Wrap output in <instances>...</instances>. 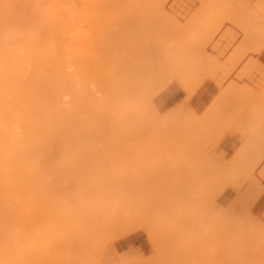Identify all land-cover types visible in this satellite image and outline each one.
<instances>
[{
  "label": "bare ground",
  "instance_id": "1",
  "mask_svg": "<svg viewBox=\"0 0 264 264\" xmlns=\"http://www.w3.org/2000/svg\"><path fill=\"white\" fill-rule=\"evenodd\" d=\"M212 2H214V4H215V2H216V4H218V5L215 4V6H217V7H215V10L214 9L212 10V7L214 6V4H212ZM219 3L221 4V7L223 5H225V6H223L224 8L223 7L221 8L219 6ZM237 3H239L240 5H242V4L247 5L248 7L251 6L250 8H255V9L259 7V5H258L259 3L260 4L262 3L264 6V0H0V264H153V261L158 263L157 259H160V257H161V259L159 261L160 262L159 264H161V263L164 264L163 263L164 258L166 261L167 258L170 256V254H171L172 259L174 258L172 256H176L174 254L172 255V252H173V249L175 250L177 247L179 249L178 253L180 252V254H178L177 252L176 253L178 254V256H180V258H182V259H179V261H180L179 263H181L182 260L185 262L184 259L187 258V256L190 254L192 256L190 255L188 257L189 258L192 257V259H193V256L196 255L197 253L199 255L198 250L200 251L201 249H198L199 248L198 245L193 244V243H195V241H193V238L195 237V235L197 237L198 232L196 233V231H199V233L202 234L201 230L203 228H204L203 230L204 231L206 230L205 232H207V233H205V232L203 233L205 239L207 237L209 238V236H210L209 234H212L213 230L211 227L216 226L215 224H217L218 221L216 223L213 222V224H212L210 217H209L212 214V212L210 213L209 216L208 215L206 216L205 211H206V213H208V211L209 212L212 211L213 208H210V207L207 208L206 207V209H205V206H203L205 204L203 200L205 199V201H206L207 199L203 198V196H205V195H203V196H201L202 197L201 200L203 201L204 204L202 205V207H200V209L203 208L202 209L203 211L200 210L199 208H196V206H195L196 209L193 210L194 212L192 211V213H190L191 210L194 209V205L201 206L200 203H199L200 205L193 203V202H195V199L197 200V197H196L197 195L199 197L200 193H201V195L203 194V190L202 189H201L202 191L200 190L201 187L197 188V185H201V183L198 181L200 178H197V182L199 184L198 183H196L197 185L195 184L196 187L193 188V191L191 190L193 192V194H192L190 191V188L194 187L193 186L194 183H193V185H188L187 183H189V182L185 183V180L183 179V178H185V174L183 175L184 177L183 176H182V178H180L181 176L179 177L180 182H184L185 184L184 183L183 184L187 188H184L182 186L184 189L182 187L181 188L179 187L177 189L182 190L181 192H184V190L188 189L190 191L189 193H191L192 196L195 195V197L193 196V198L191 197V194L189 195V193H187V196H184L186 198H191L190 200H187L186 198H184L182 193H181L182 194L181 195L178 192L179 195H177L176 194L177 192L175 191L174 194L177 196H175L173 193H171L170 190L172 189L174 182H172V185H171L170 181H173V180L168 181V179L173 178L172 172L175 168H179L180 170L182 169V168H180L182 166H180V167H178V166L175 167V166L179 165V164L181 165V163H184L186 161V160L183 161L182 157H183V155H185L186 152H189L192 149L191 148L190 150H188L189 149L188 147H193V146L195 147L196 146L194 143L192 144V142L189 143L190 146H188L189 144L186 141L187 139L185 140L183 138H186V135H188L187 137L191 138V134H192L193 139L191 138L188 140L194 141V140H198V138H200L201 134L207 133V134H209V136H206V134H205L206 138H203L202 137L203 135H201V138H203V140H206V139L208 140L211 138L210 135H212L213 132H214V134L212 136L215 135V132L216 133L218 132V134H220V136H221V134H222L221 132L226 130V129L225 130H223V129L226 127L229 128L231 123L234 124L235 119L239 118L238 115H240V113L242 112V108L245 109L243 106L241 107V105L244 103V101L241 105L239 104V106H240L239 109L237 108L238 106H237V103H235V101L237 102V99H239L241 96H243L242 93L245 95L246 93H244V92H246V90H248L247 92H250V93H248V96L250 94V97H252L251 94L254 91H253L252 87H249L252 89L251 90V89L247 88L248 85L246 83L245 84L247 87L245 86V84L242 83V85H240L241 86L240 89H243L244 92H243V90H239V91H242V93L241 92H240V94L237 93L235 95L236 97L235 96L233 97L234 94H232V93H235L234 90L236 92H238V89H237V87L234 88V90L232 88V93H231L230 87H232L234 83H235L234 85H236V81L233 83V81L231 79L230 83L228 82L230 84V86H226V85H228V83L225 85V87L230 88L229 89V93L231 95V97H230V95L226 94L227 92H225V87H224V89H222V83H221L219 88L221 87L220 90L221 89L222 90H221L219 96L217 97V99H215L213 101V103H216V104L212 103L209 105H212V106H210V109H211V107H214V109L212 108V113H214V110L216 111V108H218L220 104H223V105H220V107L222 109L219 110V108H218V110L220 112H218L216 119H214V121L216 120L217 122L219 120H222V121H219V123H217L216 121L214 123H212L213 121L211 122V120L213 119V117H211V115H210L211 119H210V117H207V119L208 118L210 119V120L209 119L208 120L211 122V125H213L211 127V125H206V123H208L207 122L208 120L204 121L203 120L204 117L201 118V120L205 122V123L203 122V124H202L204 129H205V127L207 129L209 126L212 129V130H210V127H209L207 131L203 130V128H201V124H199V123H201V121L198 119L196 121H198V124H199L198 126H200V127L196 126V128H198L201 131H199L198 129H195V126H193V125H197V124H195V121H194L196 116L193 117L194 115L191 114V113H194L193 111L192 112L190 111V113L188 112L190 115H192V117H189L190 115L188 116V113L187 114L185 113V112H187V109H189L187 106H186L187 107L186 110L183 109V107L180 105H178V106H180V109L177 108L178 111L177 110L176 111L171 110L172 112H174L173 115L175 114V116L172 115V117L175 120L172 117H170L172 112L170 115H167L165 117L166 121H168L169 119H170L169 121L173 120V122L175 123L174 126H173L172 122L166 123L164 118H160V120L157 121L155 119V118H157V117H155V114H156L155 111H157V110H156V108L153 107L154 105L152 103H151L152 104L151 106L149 105V103H150L149 101H150L151 97L154 98V96H155L154 95L155 92H153L154 86L156 85L155 89L157 88V90L160 91L159 90L160 88H158V87H163L165 89V87H167L166 85L168 84V81H170L169 82L170 84L173 83V81L178 82L180 88H183V89H181L182 91L184 90L185 87H186V89L189 88L188 92H190V90L193 91L192 89L195 88V87L190 88L189 85H192V87H193L194 86L193 84H196L195 86H197V83L198 82L200 83L201 80H203L204 78L205 79L210 78L211 80L213 79L214 82L216 81V78H217L216 73H218V72L216 70V73H213V71L215 69L212 70L210 67V65L211 66L213 65V63H212L213 61L211 62L212 56L209 57L208 56L209 53L205 52L206 55H204L202 57L203 59L201 58L202 61L200 59L201 62L200 61L198 63L195 62V66H191V65H189V63L185 62L184 60L181 61V58H179V56L175 54L174 49H175V47H177V45L180 43V41H183V38L187 34V32L185 33V31L184 32L181 31L185 27H187L189 25V27H187V31L189 29L188 32H190L194 26L196 27L199 24L198 26L200 28L197 27L198 31L200 30L199 32H201L203 34V31H205V30L201 26L203 24H206V23H204L205 20H204V22H202V24H200L199 22H196L197 21L196 19L199 18V20H200L202 17H204V19H207L206 18L207 13L210 16L209 13H211L212 11L214 12V14H213V16L215 17L214 19H217L218 16L219 17L221 16L220 18L222 19L223 14L225 12L223 13V11H220V10L217 11V10L218 9L225 10V8H226L227 10H225V11H228V10H230L229 8H231V7L237 8L239 6H237V5L233 6L232 5V4H237ZM193 5H199L198 8L201 11L203 9H205L202 12L203 16L200 13L201 11L198 12L200 14V15H198V13L196 12L197 9L195 8V11L192 13L193 19L195 18V16H197V17L199 16V17L195 18L194 19L195 21L194 20L192 21V17L190 14L189 17H191V18L189 19V17H188L187 21H186L187 26L185 25L186 22H184V24H183V25H185L184 27L182 25H179V23L182 24L181 22H179L178 25H179V27L181 26L179 28L178 25H176L177 24L176 20H178V19L175 18V15L180 14L181 11H184L183 10L184 6H193ZM201 5L205 8H203V9L200 8ZM210 5H212V6L210 7ZM228 5L229 6L231 5V7H228ZM244 5H242L244 9L241 6L240 10L241 9L245 10V12L242 14L244 16H245V14H247V16H245V17L247 18V20L249 19L248 22L253 18V16H255V15L258 16L257 14L253 13V11H250L251 12L250 13L249 12L250 8H249V10H247L248 7L247 6L245 7ZM253 5H254V7H253ZM256 5H258V6H256ZM263 6H260L259 9H256L258 11L257 13L258 14L260 13V16H262L261 15V13L263 12L262 9L264 10ZM207 7L211 8V9L209 8V10L211 12L206 11V9H208ZM233 8H231V9H233ZM255 9H253V10H255ZM237 10H239V9L237 8L234 11L237 12ZM204 11L206 12V14L204 13ZM230 11H229V13L227 12L226 15L229 16V15H232V13H234V11H232V12H230ZM239 11H238L239 16L236 15L237 18H241L240 17L241 13H239ZM260 11H262V12H260ZM194 13H196L197 15H195ZM251 14H253V15H251ZM250 15L252 16V18ZM173 16H174V18H172ZM200 16H202V17L200 18ZM211 17H212V15L208 18H211ZM236 17L235 16L232 17V18H235L236 20L235 19L232 20L231 17L229 18L230 20H232V24L230 23L231 21H228L229 19H227L228 17H226V16L224 17L225 19H227L226 22H224L225 20H222V21L224 23H227V24L229 22L230 25L234 24L235 26H233V27L236 28L237 20L240 21ZM220 18H219V20H221ZM172 19H176L175 20L176 23ZM188 19L190 20V22L192 21L191 24H189L190 22L188 23ZM262 19L260 18V22L263 21L260 24L256 23V22H259L258 21L259 19L255 22V24H253V22H250L248 24L245 21L248 24V26L246 28L247 29L246 32L252 33L251 38L258 39L260 37H263L262 39L264 40V19L263 20ZM167 20H168V23H170L171 25L174 24L176 26H174V28H173V26L171 27V25H169L167 22L165 23V21H167ZM202 20H203V18L200 21H202ZM210 20H212V19H210ZM219 20L217 19L215 21V23L218 22L216 25L215 23H211V21H208V19H207L208 24H211L210 25L211 29H209L210 27L206 25L208 27V28L207 27L205 28L206 32L210 36L212 29H213L214 34H211L210 38H209V36L208 37L206 36L207 33H205L203 35H205L210 40H213L214 39L213 36H216L217 33H219L218 30H221L220 29V27L222 28L221 24H224L222 21L219 22ZM213 21L214 20H212V22ZM195 22L198 24H196ZM245 22H242V24ZM219 23H220V26L218 25ZM212 24H214L215 26ZM212 26H214V28L215 27L216 28L214 29V28H212ZM195 27H194V29H197ZM217 27H219V28H217ZM178 28H179V31L177 30ZM202 29H203V31H202ZM208 29L211 30L210 34H209ZM184 30H186V29H184ZM230 30H232V29H230ZM242 30H244V28L240 29L241 33H242ZM176 31L178 34L176 33ZM238 31H239V29H238ZM247 33H245V35L249 36L250 33L249 34H247ZM180 34L181 35L183 34L182 38L180 37L181 36ZM178 35H180V36H178ZM174 36L176 38L177 37H180V38L176 39ZM246 36H243L242 39L244 38L243 40H245V38H247ZM168 37H170V39ZM145 38H146V40H144ZM168 39H169V42H168ZM171 40H172L173 44L172 43L170 44V46H171V48H170L169 43ZM177 41H179V43ZM242 42H244V41H242ZM262 42H264V41H262ZM174 43H176V44H174ZM249 43H251V42L249 41ZM256 43H257V41H256ZM256 43H254V44H256ZM186 44H189V43H186V41H185V44L182 45L183 47L180 50H178L179 53L181 51H184L185 48L188 47V45H186ZM239 44L242 45L243 43L239 42ZM173 45H174V47L172 48ZM209 45H210V43H209ZM209 45H207V47ZM251 45L254 47L253 44H251ZM260 45H262V44H260ZM260 45L258 47H261ZM193 47H191V45H190V49ZM187 49H189V47ZM190 49L185 50V54H187L188 51H190ZM195 50L196 49L194 48L192 50V52H194ZM256 50L259 51V49H256ZM256 50L254 52L258 53V51H256ZM160 51H161V53H160ZM233 52H234V50H233ZM242 52H240V53H242ZM170 54H172L171 56L173 57V59H172V57H170ZM173 54H174V56H173ZM182 54L184 55V53L181 52V55ZM254 55H255V53H254ZM176 56H177V59H176ZM207 56L210 59H208ZM243 56H245V54ZM246 56H247V53H246ZM149 57H151V58L149 59ZM188 57L186 59L189 62H191V64L194 63V61L190 60ZM213 58H216V57L214 56ZM171 60H175V61L177 60L176 61L177 64L172 66L173 62H174V61H172V65H170ZM217 60H218V58H217ZM217 60H216V62L214 61L216 63V64L214 63V65H217ZM252 60H254V59L252 58ZM252 60L250 61V63L252 62L251 66L254 63V61H252ZM140 61L142 62V65H140V63H141ZM180 61H181V63H180ZM218 61H220V60H218ZM144 62H145V64H144ZM167 62H170V63H167ZM207 62H208V64H207ZM232 62H234V61H232ZM200 63H202V64L206 63L207 65L206 64L205 65L204 64L199 65ZM208 65H209V67H208ZM249 65H248V69L251 68ZM258 66H261V65L260 64L258 65V63H257V67ZM137 67L138 68L140 67V69H138ZM206 67H208V69ZM261 67H260V71H261V73L264 74V72H263L264 69ZM215 68H217V67H215ZM219 68H218V70H219ZM229 68H230V66H229ZM146 69L148 71L147 72L148 76L146 75V72H144V75H146V76H144L143 72H142L143 70L146 71ZM220 69H222V68H220ZM134 70H135V73H134L135 75H136V72L138 71L137 75H136L137 77H135L133 75V78H132L131 74L134 72ZM239 71H237L236 74L238 73V75H240L241 72L239 73ZM229 72H231V71H229ZM140 74L143 76L140 77L141 76ZM213 74H215V75H213ZM243 75L244 74L241 75L242 78H243ZM128 76H130V77H128ZM241 76H240V78H238V80H240L239 82H241V80H242ZM249 76H250V74H249ZM145 77H146V79H145ZM235 77H236V75H235ZM253 77H255V76H253ZM127 78L130 81H132V79L136 78L134 81L138 80V81H136L137 83L142 80L141 81L142 84L136 83V85H135L134 84L135 82H133V81H132V84H130L131 82H129L127 80ZM163 78H165V79H163ZM217 79H218L217 82H219V80H220L219 76ZM147 80H148L149 85H147V83H146ZM163 80H167V82L165 81V83H167V84H164ZM186 81H188V82L186 83ZM126 82H129V83L127 84ZM217 82H215V83L217 84ZM220 82H221V80H220ZM231 82H232V85H231ZM151 83L153 84L152 86H151ZM219 83L217 85H219ZM130 85H133V86H130ZM198 85L200 86V84H198ZM243 85L246 87V90L244 89L245 87H243ZM124 86L126 87L127 90L123 89V88H125ZM136 86H138L139 88ZM201 86H202V83H201ZM253 86L255 87L256 85L254 84ZM134 87H136V88H134ZM144 87H145V89H143ZM150 87H152V88H150ZM257 87L260 89L261 86H257ZM128 88H130V90ZM135 89H136V91H134ZM263 89H261V90H263ZM249 90H251V91H249ZM146 91H150V92H146ZM158 91H156V94ZM195 91H196V89H195ZM223 91L225 93H222ZM141 92L143 94V97H141L142 96ZM184 92L187 93L186 90ZM138 93H140V94H138ZM260 93L261 92H259V94L257 95L255 100H257L258 96L259 97L261 96ZM135 94H138V95H135ZM193 94H191V95L193 96ZM221 94L225 98L222 97L223 98L222 99L220 97ZM129 95H130V97H129ZM151 95H154V96H151ZM254 95H256V90L253 93V97H255ZM138 96H140L141 98ZM186 96H188V95H186ZM226 96H228L229 98L233 97V99H232L233 101L228 102ZM263 96H264V94H263ZM245 97H247V95ZM136 98H138L139 100L141 99L140 100L141 102H139V100L136 101ZM234 98L236 99L235 101H234ZM242 98L243 97H241V99ZM144 99H146V100H144ZM225 99L227 100L226 104H224V101H226ZM260 99H261V97L258 98L257 103L255 102V100H253L254 105H252L253 104L252 103L249 106V109L250 108L252 109L251 106L254 107L256 105L255 111H253V109H252L253 112L251 111L252 114L250 113V111L248 112V113H250V115H252V117L254 115L253 114L254 112H256L258 115H260L264 111V108H263V111L261 113H258L259 110L262 109V106L264 105V98H262L263 100L261 99V101H263V103H262L263 105L262 104L258 105V103L261 102V101H259ZM133 101H135L136 103ZM220 101H221V103H219ZM248 101L250 102L251 99ZM217 102H218V105H217ZM230 102H232V103L234 102V103L232 104ZM185 103H184V105H185ZM229 103H230V105L232 104V106L234 105L233 106L234 108L231 107L229 105ZM135 104H137L138 108H137V106H134ZM140 104H141V106H139ZM244 105H246V104H244ZM247 105H248V103H247ZM90 106L92 109L90 108ZM260 106H261V108H259ZM149 107H152L154 110L153 112H155V113L151 114L152 111L149 109ZM223 108H225V109L223 110ZM230 108H233V109H230ZM210 109H209V111L211 113ZM227 109H229L230 112L233 111L234 109L235 110L233 112H231V114L228 113L229 114V115L227 114L228 117L225 115H224L225 117H223V115H222L223 112L221 113V111H224L223 114H225ZM257 109H258V111H257ZM229 110H228V112H229ZM142 111L145 113H142ZM148 111L149 112L151 111V112L148 114ZM236 111H238V114ZM139 113H141L140 116H138ZM205 113H206L205 116L206 115L208 116V114H210V113H208V110ZM216 113H214L212 115L216 116ZM233 113H234V115H233ZM256 113L254 116L256 118L253 117V119L255 121H256L257 116H258V115H256ZM181 115H183V116H181ZM219 115H221L220 119L218 118ZM230 115H232V116H230ZM235 115H237V116H235ZM261 115H260V118L258 116L259 121L264 120V115H263V118L261 117ZM149 116H151V117L149 118ZM153 116L155 117L154 119L156 121L154 122V124H156V125H154L152 123L154 120ZM156 116H160V115L156 114ZM132 117L135 119V121H133ZM137 117L141 118V119H139V121L144 126H141L142 124H138L139 121H138ZM162 117H164V116H162ZM180 117L181 118L185 117L186 119L185 118H184L185 120L178 119ZM229 117H232L233 119H231ZM252 117L250 119L247 118L250 120L249 127H251V128H252V126H250V125L254 122V120H252V123H251ZM130 118L132 121L130 120ZM176 118L179 121L178 127L180 129L177 128L178 124H177ZM192 118L194 120H192ZM144 119H146V121L147 120L149 121V119H151L152 122H149V123L147 122V123L151 124L153 128L155 126V127H159L160 129L162 128V130L167 128V127L169 128L170 126H166L169 123H170L169 125L172 124L170 127L171 128L170 131L172 132L173 128H174V130H176L175 128H177L178 130L175 131V134H173L175 137L172 136L171 133L168 136L174 137L175 139L179 138L178 137L179 135L176 136V134H178V133L181 134V132L183 131L182 126L185 125L184 127H186L187 125L190 124L189 121H187L189 124H186L187 119L190 120L191 122L194 121V122H192V124L194 123L192 125L194 127V131H193L192 127L188 130L189 126H187V133L186 134L184 133V132H186V130H185L186 128H184L183 134L181 136V138L183 137L182 141H180V138L176 139V140H179L180 143H183V144H185V142H183L185 140L187 142L186 143L187 145H184V149H185V147L188 148L187 150L185 149L186 151H184L182 148H180L179 151L174 150V151H176V153H180V150L182 149L183 150L182 153H184V154H182V153L179 154V156L180 157L182 156V157L180 158L179 161L177 160L178 163H176V165L174 163V167H173L171 164H173L172 162L174 161V159L172 160V162H170L171 160L169 161L167 158L165 159L166 161L170 162L169 163V162L165 161L167 164L169 163V165L174 168L173 170H172V167H170L169 165L168 166L170 168L168 166L164 165L165 162L162 163V165H161V161H160L161 158L158 159L159 156L157 157V155L161 154V151H157L156 148H158V150L161 149L164 152V150L167 149L165 147L168 146L167 144H165V142L167 141L166 143L169 144L171 141L174 143L176 140L174 139L175 141H173L172 140L173 138L169 139V137L167 136L168 138H165L162 140L163 141L162 146H160V144H161L160 143L157 145L158 147H156V144L154 143L155 139H152V138L150 140H152L153 142L150 141L149 139H146V138L142 142L141 139H139L138 134H141V132H143V130H145L144 128H146L148 130L151 129L150 128L151 125H148ZM240 119H242V118H239V123H237V124L238 125L241 124L242 132L246 131V133H248L247 129L249 131V127L247 128V126H246L245 127L246 129H243V124H242L243 123L242 120H247L246 116L244 119H242V120H240ZM163 120H164V122H163ZM130 121L133 125L130 123ZM160 121H162L163 123ZM184 121L186 123H184ZM144 122L146 123V126H145ZM159 122L161 123L162 126L160 125ZM181 122H183V123H181ZM223 122L225 123L224 125H223ZM261 122L263 123L264 121H261ZM165 123H166V125H165ZM248 123H249V121H248ZM256 123H257V121L255 122V124ZM180 124H181V127H180ZM204 124H205V126H204ZM217 124H219V125H217ZM237 124H234V125H237ZM258 124H259V122H258ZM147 125H148V127L149 126L150 127L148 128ZM234 125H233V128L235 127ZM253 125H254V123H253ZM163 126H165V127L163 128ZM132 127H133V129H132ZM231 127H232V125H231ZM137 128H138V130L140 128H142L143 130L140 129L141 131L139 132L137 130ZM237 128L239 129L240 126H238ZM237 128H235V129L237 130ZM251 128H250V130H251ZM118 129L123 130L122 132H124V133H122L121 130L118 131ZM154 129L156 130V128H154ZM169 129H167V130L169 131ZM191 129H192V131H191ZM214 129H216V130H214ZM114 130H115L114 134L117 133L119 136L121 133L122 136H120V137L114 136L113 135ZM148 130H147V132H148ZM197 130L199 131V134H198ZM202 130L206 131V132H203ZM241 130H238V131L241 132ZM160 131L159 132L157 131L155 133L156 136H158V137L160 136L159 135ZM165 131H166V129H165ZM168 131L164 132V130H163V132H164L163 135L166 136L165 133H169ZM188 131L190 132V134L188 133ZM208 132H211V133H208ZM109 133H111V134H109ZM162 133H161V135H162ZM172 133H174V132H172ZM193 133H195L196 135ZM155 134H153V135H155ZM218 134H216V135L219 138L220 136ZM244 134H245V132H244ZM197 135H199V137ZM246 135H248V134H246ZM158 137H156V138H158ZM194 137H196V139H194ZM208 137H210V138H208ZM159 138H161V137H159ZM246 139H248V138H246ZM146 140H148V141H146ZM164 140H166V141L164 142ZM201 140H200V143H201L200 146L201 147H199V144H200L199 143L198 146L195 147L197 149L193 148L195 152H196V150L200 149V152L198 151L199 153L198 152H196L197 154L195 153V156L197 155L196 158L198 157V154L201 155L200 153L203 152V151H201V149H203L204 147H205L204 149H207L209 146L206 148V145H210V144H206V141H201ZM211 140L212 139H210V141ZM139 141H140V143H139ZM158 141L155 140L156 143ZM214 141L218 142L219 140L218 139L214 140V138H213V140L211 141V145H212V142L214 144ZM120 142H124L125 145L127 144L128 148H127V146L121 145L122 147H124V149H126L125 151H127V149H130V147L133 148L132 152H131V149L129 150L131 152V154H129V156L131 155V157H129V159L124 158V157L127 158V156H128L127 152H129V151H127V152L121 151L124 149L120 145L119 146L122 149L120 147L119 148L117 147L118 143H120ZM141 142H142V144L144 143L145 145H147L146 142H149V144H148L149 146L148 145L147 146L150 147L151 150L153 147L155 148V150L153 149V151H150V152L155 153V155L153 154L154 156L151 158L147 155L148 160L143 157V155H146L144 151L148 152V150H147L148 148L145 150H142L144 153L143 154L141 149H144V148H140L143 146H139V144H141ZM151 142L154 143L155 145L150 144ZM160 142H161V139H160ZM194 142H197V141H194ZM202 142H204L206 144V145H204V147L202 146ZM209 142H207V143H209ZM246 142H247L246 146L247 145L249 146L251 144L250 140H248V141L246 140ZM248 142H250V144H248ZM261 142H263V141L261 140ZM261 142L259 144H261ZM129 143H131L132 145ZM176 143H179V142L176 141L174 145H178V146L181 145L180 143L179 144H176ZM171 144L172 143H170L169 147L171 146ZM191 145H193V146H191ZM151 146H153V147H151ZM257 146H259V148H260L261 145H257ZM257 146H256V148H257ZM171 147H173V146H171ZM181 147H183V145ZM145 148H146V146H145ZM211 148H212V146H211ZM244 148H246L245 150H243L244 152L246 150L248 152L250 151V148H249V150H248V147H243V149ZM251 149H252V147H251ZM168 150H169V148H168ZM168 150H167V152L165 150V152L168 153L169 155L171 153L173 154L174 151L172 149H170L171 153ZM212 150L213 149H211V151ZM191 151L193 152V150H191ZM209 151L207 150V152H209ZM243 151L241 149L240 153H242ZM119 152H121L123 154H121ZM158 152H159V154H158ZM165 152L163 154H166ZM252 152H256V151H252ZM259 152H261V151L259 150ZM124 153L127 154V156H123V155H125ZM204 153H206V150H205V152H203V155H204ZM237 153L238 152H236V154ZM120 154L122 155V158H124L125 160H128V161L125 162V160L120 157L121 156ZM192 154H188V155L186 154L187 156H189V158L183 157L184 159H188V161H190L191 166L194 165L195 161H196L195 160L196 158H194L195 156L194 157L190 156ZM208 154H205L204 157H207L206 155H208ZM242 154H240V155L242 156ZM251 154L255 155V153H251ZM171 155H170V157H172ZM174 155H173V157H174ZM240 155H238V156L240 159H242V157H240ZM212 156L213 155H211V157ZM234 156H236V155H234ZM234 156H233V158H234ZM247 156L249 157V153L244 155L245 161H247L246 163L248 164V162L250 163V161H248L249 158ZM201 157H203V156H200L197 159V162L200 165H202L200 162H202L204 160V157H203V160H200ZM254 157H256V156H254ZM142 158L146 159L149 163L151 162L152 165L149 164L147 161H144V159H143V161L147 163V164L145 163L147 165L146 166L141 161ZM164 158L165 157H162V159H164ZM190 158H194V159L190 160ZM236 158L238 159V157H235L234 159H236ZM170 159H172V158H170ZM122 160H124V161H122ZM156 160L158 162H155ZM181 160H182V162H181ZM192 160H195V161L191 162ZM199 160H200V162H199ZM217 160H219V159H217ZM220 160L222 161V159H220ZM252 160L254 162V159L251 157V162H252ZM262 160H260V161L263 162ZM240 161L241 160H239V162ZM245 161L242 160V162H245ZM123 162H125V163H123ZM139 162L142 165H145V168L146 167L147 168L144 169L143 166ZM222 162H224V161H222ZM222 162H220V163H222ZM153 163H155L154 166H153ZM198 163H196V165H199ZM233 163H235V161ZM256 163L257 162H254V166L258 164V163L257 164ZM184 164H182V165L184 167H186L187 162ZM251 164H249V166ZM148 165L153 166L154 168L148 167ZM239 165H234L235 168H234V166L232 168L229 167L231 170L230 173L233 172L232 169L233 170L237 169L236 166L241 167ZM252 165H251V168H252ZM120 166L121 167L124 166V167L121 168ZM165 166H166V169H165ZM191 166H188V167H191ZM207 167H210V166H207ZM141 168H143L145 170V172L143 171V173H142ZM150 168H152V169H150ZM163 168H164V171H166L167 168H169L171 170V173L169 171L164 172ZM192 168H193V170H190V172L191 171L193 172L195 169L197 170L196 171L197 173L202 172V171H199L200 168H195L194 166H192ZM229 168L227 166L226 169L229 170ZM246 168L248 169L247 171H250V167H245L243 169V166H242L243 170H245ZM207 169L209 170L212 168H207ZM239 169H241V168H239ZM260 169H261V167H260ZM158 170H159V172H158ZM225 170L220 169L219 172L215 171L216 174H214L215 172H212L211 174H214L213 176L217 175L216 176L217 180H219V179L222 180L223 175H226L229 177V175H227L228 173L225 174V172H226ZM228 170H227V172H228ZM255 170L256 169L254 168V171ZM162 171L164 172L163 174H162ZM174 171H177V170H174ZM221 171H223V172L225 171L224 174ZM234 171H237V170H234ZM251 171H253V170H251ZM254 171L252 172V174L254 173ZM160 172H161V174H160ZM190 172L188 174H190ZM196 172L194 171L193 175ZM237 172H239V171H237ZM219 173H222L221 178H218V177H220V176H218ZM259 173H260V171H259ZM174 174H176V173H174ZM211 174H209L210 178L212 177V179H213V176ZM234 174H237V173L235 172ZM247 174L248 173L245 172V176ZM163 176H164V178H163ZM170 176H172V177L169 178ZM191 176H192V174H191ZM247 176H249L250 179L252 177L251 174L247 175ZM160 177L163 178L164 180L161 179ZM166 177L168 178L166 180L169 183L165 181ZM195 177L193 176V179ZM203 177H205V175ZM228 177H225V178H227L226 180H229ZM156 178H157L158 184H157ZM205 178L204 179L201 178L203 181L205 180L204 181L205 183H203V181L200 180L202 182V186L204 184H206V186L208 185L207 180L209 181V183L211 182L210 185H212V183H214L215 185L217 183H219V181H215L216 180L215 178L213 179L214 181L213 180L211 181L210 178L209 179L207 177H205ZM159 179L164 181L163 182L164 185L161 184L162 182H159V181H161ZM231 179L233 180V178H231ZM235 179H237V181ZM235 179H234L235 182L233 181L234 184L239 182L241 184V186L238 184V186H239L238 189L240 187L242 188L243 182L241 183V181H240L242 178L238 179V176H237ZM143 180L145 182H147L148 180L149 181L151 180V186L153 185L151 190H149V188H150L149 182L145 183ZM176 180H178V179H176V176H175L174 181H176ZM194 180L196 181V179H194ZM248 180H249V178H248ZM253 180H254V178L252 177L251 181H253ZM255 180H257V178ZM255 180L252 182V184H254V185L253 186L251 185L252 188L250 190L253 193L256 192V189H257V191L263 192L264 189L258 190V189L262 188V185L257 183V182H259L258 180H257V182ZM141 181L144 182L145 184L144 185L141 184L142 183ZM230 181L231 180H229V182ZM153 182H154V184H153ZM250 182H249V184H251ZM260 182L263 183L262 180ZM139 183L144 187L143 189L141 188L142 186ZM223 183H224L223 185L225 186L226 183L225 182H223ZM255 183H257L256 188L254 187ZM160 184L162 186H159ZM167 184H168V186L169 185L171 186V189H169V187H167ZM220 184H222V182ZM220 184H217V185H219V188L214 186V188H216V191L218 190L217 192H220V190H221L220 187L223 186ZM245 185H247V184H245ZM163 186H164V188H163ZM174 186L178 187L177 183ZM188 186H189V188H188ZM206 186L204 187V189H206ZM224 186L222 188H224ZM243 186H244V184H243ZM166 187H167V189H166ZM248 187L246 186L247 189H248ZM144 189L147 191L146 195H145L146 191ZM161 189H163L164 191L169 190L170 195L167 194V191L164 193L161 192ZM173 189H174V187H173ZM194 189H196V190L194 191ZM197 189H199V192ZM247 189H245V190H247ZM253 189H255V192ZM206 190H208V189H206ZM210 190L211 189L208 190L209 192L204 191L205 193H208V195L205 197H210L211 194L214 195L216 193V192L213 193L215 191V189H213V192H212V190L211 191ZM241 190H239V191H241ZM150 191H151V193L149 194ZM173 191L174 190H172V192ZM140 192H142V194ZM196 193H198V194H196ZM241 193H244V195H246L245 193H247V192L242 191ZM258 193L260 194V192H258ZM152 194H153L152 197H154V195H155L154 199H150L151 197L148 196V195H152ZM166 194L168 197L166 196ZM218 194H220V193H218ZM141 195L145 196V197L143 198ZM172 195H173V197H172ZM184 195H185V193H184ZM163 196L165 197V199ZM238 196H240V195H238ZM161 197H163V198H161ZM217 197H219V196H217ZM258 197H259V195H258ZM258 197H257V199H258ZM140 198H143V199L141 200ZM167 198L169 200H167ZM174 198H176V199H174ZM200 198L197 201H200ZM149 199H150L151 203H152L151 200H155L154 201L155 203L150 205V206H152L155 204L153 209L151 208L153 210V212L154 211L156 212L157 207L159 208L160 206L162 208H159L158 211H160L161 209H163L162 211H166L167 208L171 209V206L169 205L170 199H172L173 201L179 200V202L176 201L178 203H180V201L183 202L186 200L187 202L185 201V205H184V203H183V205H182V203H180V205H182L183 207L185 206L184 208L180 205H179L180 207H178V205L175 202V204L177 205V208L175 207L171 211L176 210L177 213H175V212L171 213V211L169 210L171 214L169 213V211H168V214L171 215L172 221L176 220L175 222L179 221L178 223H180L181 220H184V217L182 214H185V213H181V212H184L185 210H188V211L190 210L189 215L191 217L192 216L194 217V215H192V214H196L195 213V211H196L197 214L195 215V218H193V219H191V217H189L188 215L185 216L186 217L185 219L188 218V220H189V221L184 220L185 223L186 222H190V223L184 224V227H183L185 229V227L188 226L189 224H190V226H192L193 224H191V223H194L196 221V223H194V225L192 226V227H195L194 230L196 229V231L192 230L191 229L192 227L190 228L191 230L188 227V229H185L186 231L184 229H183L184 230L183 231V230H181V228H182L181 224H179L180 226L177 224L178 225L177 226L176 223H175V225H174V223H172V224H173V226H177V227H175V228L172 227L171 226V220L169 219L170 215H168V214H165V216L168 215L167 218L169 219V221H167L168 219L166 220V217H161L160 219L158 217L156 218V216H155L156 219L152 217L154 219V223H155V221L158 222L159 226H160V223L162 222L161 223L162 227L161 226L159 227L158 223H155V224L152 223L151 222L152 220L149 218L153 215V212L152 213L147 212L150 208V206L148 205L150 203L147 204V201L149 202ZM157 199H158L159 203L157 202ZM159 199H162V200L160 201ZM192 199H193V201H191ZM246 199H247V197H246ZM144 200L146 201L145 205L147 204L149 207L144 206L142 204V203H144ZM250 200H252V197L248 201H250ZM190 201H191V204H190ZM210 201H211V199H210ZM253 201H254V199H253ZM255 201H256V199H255ZM163 202H164V205H163ZM246 203H247V201H246ZM139 204L146 208L147 216L152 214L150 217L148 216L149 217L148 219L150 222L146 221L148 219L145 220L146 214L145 213L142 214V212H144L145 209L143 210V207L139 206ZM175 204L173 203V205H175ZM186 204H187V206H186ZM165 205L166 206L168 205L169 207L168 206L165 207ZM171 205H172V203H171ZM212 206L216 207L214 202H213ZM246 206H245V208H246ZM191 207H192V209H191ZM243 207H242V209H243ZM140 208L143 210L142 212H141ZM154 208H156V209L154 210ZM177 209L179 211H177ZM182 210H184V211H182ZM214 210H216V209L214 208ZM231 210H233V209L230 208V211ZM243 210H245V209H243ZM246 210L248 211L249 209H246ZM246 210H245V212L247 213ZM151 211H149V212H151ZM219 211H216V213ZM228 211L229 210L223 211V213H225V212L228 213ZM139 212L141 213L140 215H139ZM160 212H158V213L156 212L155 214H161L162 212L161 213ZM187 212H186V214H187ZM198 212H200V214L202 213L201 216H203L202 218L199 217L200 219H198V215H199ZM231 212H234V210ZM241 212L239 211V214ZM248 212H250V211H248ZM246 213H245V215H247ZM231 214H232V216H230V214H229V217L227 216L228 218L226 217L227 219H224V221L222 219L224 214L223 215L219 214V216L220 215L222 216L220 218V219H222V220H220V222L221 221L225 222L227 220H231L233 218V216L235 217L236 215H238L235 213H234V215H233V213H231ZM163 215L164 214L162 213L160 216H163ZM181 215H182L181 219L177 218V216L180 217ZM139 216L144 217V219L142 217H141L142 219L139 218ZM204 216H206V217H204ZM241 216H242V214H241ZM211 217H212V215H211ZM217 217H218V215H217ZM245 217H249V216L247 215ZM163 218L167 222L164 221ZM177 219H178V221H177ZM197 219L199 221H197ZM203 219H205V220L201 221ZM245 219L246 218L241 219V222L243 223L242 220H245ZM252 219H254V218H252ZM45 220L48 222L47 224L45 223ZM217 220H219V219H217ZM163 221L166 224L169 222L168 225L170 224L169 225L170 228H168V231L170 230V232L172 234L170 232H164L165 229H167V225ZM205 221L207 223H205ZM208 221H210L211 227L205 226V225H209ZM213 221H216V220L213 219ZM231 221H228L227 223H230ZM250 221H252V220H250ZM200 222L203 223L202 226L200 225V227H203V228L199 229V224H202ZM241 222H239V223H241ZM246 222H248V221H246ZM253 222L251 224H253ZM227 223L224 224L223 226L227 225ZM233 223H234V220H233ZM254 223H256V222H254ZM44 224L46 226H43ZM148 224H150V226L151 225L154 226L155 228H156V226H158L159 230L157 228H156L157 229L156 230L154 227L152 229V227H150ZM257 224H260V223L258 222V223L253 224V225H257ZM163 225H164V227H163ZM195 225H198V226H195ZM253 225H250V226L246 225L247 229H246V226H244V227L242 226V227L244 229L248 230L249 231L248 234L251 235L252 233H250V229H252V227L255 228V226H253ZM129 226H131V228L133 230L141 229L142 231H144V233L146 234V236L148 238L149 243L154 247V250L156 248H157V250L161 249V251L158 252L159 254L157 256L155 255L157 257L156 260H154L152 256L149 257L151 259L148 258L149 260L145 259L143 257V254L139 250H136V251L132 250L131 252L127 251L126 254L118 255L117 252L115 251L114 247L112 246V242H111V245L109 244L110 246L105 245V247L106 248L110 247L109 249H111L113 257H115V258L113 260H109L110 259L109 257H108L109 258L108 260L105 259L106 257L103 258L104 255L102 256L101 254L105 253L104 249H106V248L104 247V249H103L104 252L101 251L102 253H100L99 251L102 250L103 246L100 249L98 247V243L96 244L97 240L99 242L102 241V240H99L101 238V235L103 234L105 236L104 233L106 232V233H108L106 235L107 236L109 235V237H110V235L112 234V231H114L115 235L118 234L117 236H119V235L124 236V235H127L126 231L128 230ZM219 226H221L220 223H219ZM223 226H221V227H223ZM44 227H47V228H44ZM178 227H180V230L183 231V232H181L182 234L178 233V232H180V230H176V229H178ZM205 227H207V228H205ZM208 227H210L209 230H208ZM229 227L226 228V226H225L224 228H226V230H227V229H229ZM249 227H250V229H248ZM257 227H260V226L258 225ZM171 228H172V230H171ZM173 228H174L175 233H173L174 232ZM260 228H259V231L261 233V230L263 228H261V230H260ZM45 229H47V230H45ZM132 229L129 228L128 233L130 232V230L132 231ZM220 229H218V230H220ZM253 229L251 231H253ZM123 230H125L126 234L123 233L124 232ZM154 230L157 232L156 234H158L160 231V233L157 236H160V238L162 237L160 239L161 241L159 240L160 244H161V245L160 244L159 245L162 248H160V246L158 245L157 239L159 237L155 236V232L153 233ZM188 230H190V232H187ZM240 230H241V228H240ZM121 231H122V233L119 234L118 232H121ZM193 231L195 233L192 234ZM245 231H242V232L244 233ZM109 232H111V234H109ZM176 232L180 235H178ZM215 232H216V230H215ZM217 232H219V231H217ZM257 232L255 234H253V236H255V235L257 236L260 234L259 232H258L259 234H257ZM165 233L167 234L168 239H170L169 241H168V239L164 238V236L166 237ZM187 233H188V236L186 235ZM223 233L224 232H222L220 234H223ZM225 233L228 234L227 236H231V235H229V233H227V232H225ZM246 233H247V231H246ZM163 234H165V235H163ZM170 234L173 237H171ZM175 234H177V236H175ZM183 234H184V237H179V236H183ZM201 234H198L199 237L202 236ZM205 234L207 236H205ZM115 235L112 236L113 238H111V239L109 237L108 238L111 241L115 240L117 238V236H115ZM189 235H191V237H189ZM122 236H119L118 238H120ZM213 236H212V238L216 237V235L214 237ZM224 236H226V235H224ZM241 236H242V238L244 237L243 234ZM256 236L253 237V239L256 238ZM259 236L261 237L262 235H259ZM98 237H99V239H98ZM173 238H174V240L177 239L176 241H178V242L181 238H182V241L180 240L181 242H183V239H184V243H187L188 245L187 244L184 245V243H182L181 245H184L187 247L183 248V246L182 247L180 246V248H179V245L176 244L175 241H173ZM190 238H191V240H190ZM202 238L203 237H201L200 239H202ZM245 238L248 239L247 236L244 237V239ZM103 239H104V237H103ZM105 239L103 241L106 242L107 239L106 240ZM196 239H197V241H200V240H198L199 238H196ZM236 239H237V235H236ZM236 239H235V241H236ZM244 239H242L243 242H244ZM221 240H222V238H221ZM225 240H227V238ZM229 240H228V242H229ZM242 240L237 239V241L241 242V244H240L241 247H242ZM257 241H258V239H257ZM162 242H165V244ZM190 242H192L193 249L195 248L194 250H189V248L192 247ZM204 242H206V240L203 241V243ZM228 242L226 244H228ZM171 243H173V244L171 245ZM203 243H202V245H203ZM212 243L213 242H211L210 244H212ZM220 243H221V241H220ZM229 243H230V244H228L229 246L233 245L231 242H229ZM252 243L254 244L256 242H252ZM258 243H260V242H258ZM100 244L102 245V243H99V245ZM105 244H107V243H105ZM223 244L225 245V242H223ZM223 244L221 246H224ZM162 245L164 246V248ZM205 245L206 244H204V246ZM258 245L257 244L254 245L253 249L254 248L256 249V247ZM175 246H177V247H175ZM194 246H196L197 248ZM245 246L243 245V247L242 248L240 247V249L242 250V249H246V247H248V246H246V247ZM200 247H201V245H200ZM225 247L228 248L227 245ZM233 247H235V245L232 247L230 246V248H232V249L229 248L228 249L229 251L227 250L226 252H231L232 250H234L235 248H233ZM258 247H261V245H259ZM165 248H166V250H165ZM201 248L203 251H205L203 249V247H201ZM183 249H185L186 251L188 250L187 256H185V254H186L185 250L182 251V253H181L180 250H183ZM219 249H220V246H219ZM237 249H239V247ZM237 249H235V250H237ZM248 249H250V245H249ZM253 249H251V250H253ZM257 249L259 251L258 250H256V252L253 251L255 253V255L253 257H252V254H254V253H252L250 251L252 253L251 254L249 252L248 256H251L250 258H253V259H251L252 261L257 259V258L260 259L261 257L264 256L263 255L264 253L262 254V252H261L264 250V247L263 248L261 247V249H263V250H260V248H257ZM167 250L169 252V256H167L168 252H167V255L164 256L163 254H165V252ZM195 250L197 251V253H195L196 252ZM202 250H201V252H202ZM212 250L215 251L216 248H215V250L214 249H212ZM191 251H193L194 254L191 253ZM161 252H162V254H161ZM201 252H200V254H201ZM207 252H208V250H207ZM233 252L236 253V251H233ZM258 252H259V254H258ZM210 253H208V254H210ZM181 254H183L185 256V258L181 257L182 256ZM260 254L263 256H261ZM202 255H201L202 259L199 258L197 255L196 256H197V258L204 260ZM204 255H206V254H204ZM219 255L220 254H218V256ZM230 255H232V254H230ZM237 255H239V254H237ZM178 256H176L177 259L179 258ZM245 256H244V258L248 257L247 254H245ZM113 257H111V258H113ZM239 257L241 258V256H239ZM194 258H196V257L194 256ZM209 258L212 259V255H210ZM237 258H238V256H237ZM250 258L249 257L247 258V260H246L247 263L249 262L248 260H250ZM168 259H170V258H168ZM172 259L167 261V263H169ZM242 259H243V257H242ZM242 259H240V260H242ZM187 260H186L185 264L188 263ZM198 260H196V261H198ZM220 260L222 261V264H225L223 262H226V261H224L222 259H220ZM225 260H226V258H225ZM257 260H255V261H257ZM261 260L263 261L264 259L261 258ZM175 261L177 262L178 260H175ZM175 261H173V262H175ZM188 261L191 264L190 259ZM205 261L206 260H204L203 262H205ZM209 261H210V259H208V262ZM215 261L217 262L218 259ZM215 261H213V260L210 261L211 262L210 264H212V262H215ZM237 261L239 262V260H237ZM255 261L252 264H255ZM262 261H260V263L264 264V262L262 263ZM173 262L170 264L176 263V262L175 263H173ZM243 262H244V260H243ZM243 262H241V263H243ZM193 263L194 262H192V264ZM199 263H200V260H199ZM199 263L195 262L194 264H199ZM230 263H231V261H230ZM241 263L239 262V264H241ZM249 263H251V262H249ZM200 264H204V263L201 262ZM228 264H229V262H228ZM236 264H238V263H236Z\"/></svg>",
  "mask_w": 264,
  "mask_h": 264
},
{
  "label": "rangeland",
  "instance_id": "2",
  "mask_svg": "<svg viewBox=\"0 0 264 264\" xmlns=\"http://www.w3.org/2000/svg\"><path fill=\"white\" fill-rule=\"evenodd\" d=\"M212 4H214V2H212ZM215 4H216V2H215ZM215 4H214V6H213L214 8L212 7V10H213V9L215 10V7H217V6H215ZM216 5H218V4H216ZM232 5H233V6H234V5L239 6V7H237V8L240 10V7H241L242 5H244V4L240 5L239 3H237V4H232ZM258 5H259V7H260V6H263L262 3H261V4L259 3ZM258 5H256V6H258ZM201 6H202V5H201ZM201 6H200V8H202V9L205 8V7H203V6L201 7ZM206 6H207V5H206ZM211 6H212V5H210V7H211ZM219 6L221 7V4H220V3H219ZM223 6H225V5H223ZM223 6H222V7H223ZM244 6L246 7L247 5H244ZM198 7H199V5L184 6V8H183L184 11H181L180 14H176V15H175V18L178 19V20H176V19H172V20H174V21L176 20V21H177V24H176V25H178V23L181 22L182 24L179 23V25H182V26L184 27V26L187 24L186 21H187V18L190 16V14H191V17H192V21H193L195 18H198V17H199V16H198V17L195 16V18L193 19V16H192V15H193L192 13L195 11V8L197 9V11H196L197 13H198L199 11H201V10H199ZM210 7H207L208 9H206V11H210V10H209ZM222 7H221V8H222ZM228 7H231V5H230V6L228 5ZM247 7H248V6H247ZM250 7H251V6H250ZM250 7H248L247 10H249ZM253 7H254V5H253ZM259 7L256 8V9H259ZM218 8H219V7H218ZM223 8H224V7H223ZM231 8H233V7H231ZM231 8H229L231 11H230V10L225 11V10H227L226 8H225V10H221V9H218V10H217V11H219V10H220V11H223V13L225 12V13L223 14L222 19L220 18L221 16H220V17L218 16L219 14L217 15L221 20H219V18L216 16L217 19L219 20V22H221L222 20H225L224 22H226V20L229 19L230 17H231V18L234 17V16L236 17V15H238V11H239V10H237V12H236V11H234L235 9H237L236 7L233 8V9H231ZM242 8H243V6H242ZM263 8H264V6H263ZM210 9H211V8H210ZM216 9H217V8H216ZM243 9H244V8H243ZM243 9H241V10L239 11V13H241V15H240L241 18H237V17H236L237 19L240 20V21L237 20V26H236V28L233 27V26H235L234 24H233V25H230L229 22H228V24H227V23H224V22L222 21L224 24H221V25H222V28L220 27L221 30H218L219 33L216 32L217 35L215 34L216 36H213V37H214L213 40H210V39H209L210 36H211V34H214V33H213V29H212V32H211V30H209V29H211V27H210L211 24H208V21H211V23H215V21H216L217 19H214L215 17L213 16V14H214L213 11H212V12L210 11L211 13H209L210 16L212 15L213 18H212V17H211V18H208V17H210V16H209L208 13H207V17H206V16H205V17L208 19V21H207V19H204V17H202V16H203V15H202V12H203V10H205V9H203V10L200 12L201 15H202V16H200V18L202 17L203 20L200 21L202 18H201L200 20H199V18H198V19H196V20H197L196 22H199L200 24H202V22H204V20H205L204 23H206V24H203L202 26H201V25H200V26H201L202 28H204V30H205V31H203V29H202L203 34L207 33L205 28H206L207 26L210 27V28L208 29V30H209V34H210V32H211L210 36L208 35V33L206 34V36H207V37L209 36V38H207L205 35H203L201 32H199L200 30L198 31V28H200V27L198 26V25H199L198 23L195 22V23L198 24V25H197L196 27L194 26L195 28H197V27H198V28H197V29H194V27H193V29H191L190 32H188L189 29H188V31H187V27H189V25H188V26L186 25L187 27L184 28V29H186V30H184V29L182 28L183 30H181V31H182V32L185 31V33L187 32V34H186L185 37L183 38V41H180V43H179V41H177L179 44L176 42L178 45H177V47H175L174 50H175V54L178 55L179 58H181V61L184 60L185 62L189 63V65H191V66H195V62L198 63V62L200 61V59H201L204 55H206L205 52L209 53L208 56H209V57L212 56V58H211V59H212L211 62L213 61V62H212L213 65H212V66L210 65V67H211L212 70L215 69V70H214L215 72L213 71V73H216V70H217L218 73H216V77L218 78V76H219V79L221 80V82H220V80H219V82H220V83H219V82H217L218 79L216 78V81H215V82H217V84L219 83L218 87H219V86L221 85V83H222V89H224L225 85H226L228 82L230 83V80H231V79H232L233 83L236 81V85H234V84H235V83H234V84H233L234 87H233V86L230 87V88H231V93H232V88H233V90H234V88H236V87H237V89H238V92H236V91L234 90L235 93H232V94H234L233 97H234L237 93H239V94H240V92L242 93V91H239V90H243V89H240V87H241L240 85H242V83H243V84L246 83V84L248 85V87H247L246 84H245V86H246L247 88L252 87V89H253L254 92H255V90H256V95H254L255 97H253V93H254V92L251 94L252 97H253V98H252V97H250V94H249V96H248V93H250V92H247L248 90H246V87L243 85V87H245L244 89L246 90V92H244V90H243V92L246 93V94L244 95V94L242 93L243 96H241V97H243L244 99H243V98L241 99V97H240L239 99H237V102H236V101H235L236 99L234 98L235 103H237V106H238L237 108H238V109H239V107H240L239 104L241 105V104L243 103V101H244V103L241 105V107L243 106L245 109L242 108V112H241L240 115H238V116H239V118H242V119H244L245 116H246V119H247V118H249L250 116L252 117V115H250L252 109H253V111H255V106H256V105H255L254 107L251 106V107H252V109L250 108L251 110L249 109V106H250V104L253 103V100L256 99V97H257V95L259 94V92H261V93H260V94H261V96H260L261 99L264 98V96H263V94H264V89H263V88H264V74L261 73V71H260V67H261L262 65H261V64L259 63V61H258V56H259V54L261 53V51L264 49V42H262V41H264V40L262 39L263 37H260V38H258V39H253V38H251V37H252V33H250V32H249L250 34L247 33V32H246V31H247L246 28H247V26H248V24H249L250 22H253V24H255V22H256L258 19H259V20H258L259 22H256V23H257V24H258V23H259V24L262 23L263 21L260 22V18H261V19H262V18L264 19V10L262 9L263 12L260 11V12H262V13H261V15L263 16V17H262V16H260V13H259V14L257 13L258 11H257L255 8H250L249 12H250V11H253V13L257 14L258 16L255 15L256 17L253 16V18H252L251 15H253V14H251L250 16H251L252 19L248 22L249 19L247 20V18L245 17V16H247V14H245V16L242 14V13L245 12V10H243ZM253 9H255L256 11L253 10ZM189 10H190V11H189ZM229 11H230V12L234 11V13H232V15H229V16H228V15H226V13H227V12L229 13ZM185 12H186V13H185ZM246 12H247V11H246ZM204 13L206 14L205 11H204ZM221 13H222V12H221ZM221 13H220V14H221ZM250 13H251V12H250ZM194 14L197 15L196 13H194ZM248 14H249V13H248ZM177 15H178V16H177ZM186 15H187V16H186ZM198 15H200V14L198 13ZM215 15H216V14H215ZM221 15H222V14H221ZM224 15H225L226 17H228V18L225 19V18H224V17H225ZM233 15H234V16H233ZM185 16H186V17H185ZM238 16H239V15H238ZM259 16H260V17H259ZM191 17H189V19H190ZM248 17H249V16H248ZM172 18H174V16H173ZM189 19H188V23L190 22ZM210 19H212V20H214V21L212 22V20H210ZM233 19H235V18H232V20H233ZM241 19H242V20H241ZM244 19H245V20H244ZM255 19H256V20H255ZM263 19H262V20H263ZM182 20H183V21H182ZM232 20L229 19L228 21H231L230 23L232 24ZM235 20H236V19H235ZM176 21H175V23H176ZM192 21H191V22H192ZM194 21H195V20H194ZM206 21H207V22H206ZM245 21H246L248 24H247ZM166 22L168 23V20L165 21V23H166ZM170 22H171V21H170ZM172 22H173V21H172ZM184 22H186L185 25H183ZM191 22H190L189 24H191ZM233 22H234V21H233ZM235 22H236V21H235ZM242 22H245V23H243L245 26L242 24ZM217 23H218V22H217ZM217 23H215V24L217 25ZM168 24L171 25L170 23H168ZM196 24H195V25H196ZM239 24H240V25H239ZM165 25H166V24H165ZM176 25L173 24V25H171V27L173 26V28H174V26H176ZM179 25H178V27H179ZM192 25H193V24H192ZM204 25H205V26H204ZM206 25H207V26H206ZM212 25H214V24H212ZM218 25L220 26V23H219ZM223 25H224V26H223ZM241 25H242V26H241ZM166 26H167V25H166ZM190 26H191V25H190ZM214 26H215V25H214ZM214 26H212V28H214ZM238 26H239L240 28H239ZM243 26H244V27H243ZM167 27H168V26H167ZM171 27H170V28H171ZM180 27H181V26H180ZM180 27H179V28H180ZM191 27H192V26H191ZM191 27H190V28H191ZM237 27H238V28H237ZM173 28H172V29H173ZM176 28H177V27H176ZM179 28L177 29L178 31H179ZM207 28H208V27H207ZM215 28H216V27H215ZM215 28H214V29H215ZM217 28H219V27H217ZM229 28L232 29L233 31L230 30ZM241 28H244V30H242V33L240 32V29H241ZM238 29H239V31H238ZM216 30H217V29H216ZM216 30H215V31H216ZM181 31H180V32H181ZM234 31H235L236 33H235ZM180 32H179V33H180ZM194 32H195V33H194ZM176 33H177V31H176ZM245 33L249 34V36H246ZM177 34H178V33H177ZM228 34H229V35H228ZM238 34H239L240 36H239ZM180 35H181V34H180ZM180 35H178V36H180ZM182 35H183V34H182ZM182 35L180 36L181 38L183 37ZM250 35H251V36H250ZM175 36H176V35H175ZM175 36H174V37H175ZM243 36H246L247 38H245V40H243V39H244V38L242 39ZM170 37H171V36H170ZM170 37H168V38L170 39ZM180 37H177V38L179 39ZM175 38H176V37H175ZM177 38H176V39H177ZM149 39H150V38H149ZM169 39H168V42H169ZM144 40H146V38H145ZM174 40H175V39H174ZM241 40L244 41V42H242ZM185 41H186V43H189V44H186V45H188L189 49H190V45H191V47H193V46H194V47L191 48L190 51H188L187 54H185V50H189V49H187L188 47H186L184 51H181L182 53H184V55H185V56H184L183 54L181 55V52L179 53L178 50H180V49L183 47L182 45L185 44ZM249 41H250L251 43H249ZM256 41H257V43H256ZM147 42H148V41H147ZM239 42H241V43H243V44L241 45V44H239ZM171 43H172V40H171L170 43H169V47H170V48H171V46H170ZM176 43H174V44H176ZM209 43H210V45H209ZM254 43H256V44H254ZM172 44H173V43H172ZM206 44L209 45V46L207 47ZM251 44H253L254 47H253ZM260 44H262V45H260ZM259 45H260L261 47H258ZM173 47H174V45L172 46V48H173ZM184 47H185V46H184ZM194 48H195L196 50H195L194 52H192V50H193ZM212 48H213V49H212ZM204 49H205V50H204ZM248 49H249V50H248ZM256 49H259V51L256 50ZM260 49H261V50H260ZM211 50H212V51H211ZM214 50H215V51H214ZM233 50H234V52H233ZM255 50L258 51V53H257V52H254ZM210 51H211V52H210ZM242 51H243V52H242ZM240 52H242V53H240ZM245 52L247 53V56H246V53H245ZM160 53H161V51H160ZM173 53H174V52H173ZM191 53H192V54H191ZM196 53H197V54H196ZM232 53H233V54H232ZM254 53H255V55H254ZM189 54H190V55H189ZM211 54H212V55H211ZM244 54H245V56H243ZM252 54H253V55H252ZM171 55H172V54H170V57H172ZM236 55H237V56H236ZM173 56H174V54H173ZM186 56H187V57L189 56L188 58H189L190 60L194 61V63L191 64V62H189V61L186 59V58H187ZM208 56H207V58H208ZM214 56H215L216 58H213ZM250 56H251L254 60H252V58H251ZM170 57H169V58H170ZM232 57H233V58H232ZM150 58H151V57H149V59H150ZM169 58H168V59H169ZM205 58H206V57H205ZM217 58H218V60H220V61H218ZM229 58H230V59H229ZM243 58H244V59H243ZM172 59H173V57H172ZM174 59H175V58H174ZM176 59H177V56H176ZM202 59H203V58H202ZM202 59H201V61H202ZM208 59H210V58H208ZM208 59H207V60H208ZM144 60H145V59H144ZM216 60H217V65H214V63L216 62ZM251 60L254 61V63H253L252 66H251V63H252V62L250 63ZM149 61H150V60H149ZM167 61H168V60H167ZM172 61H174V62H173V65H172ZM176 61H177V60H176ZM176 61H175V60H171V63H170V62H167V63H170V65L174 66L175 64H177ZM181 61H180V63H181ZM184 61H183V62H184ZM201 61H200V62H201ZM203 61H204V60H203ZM214 61H215V62H214ZM232 61H234V62H232ZM140 62H141V61H140ZM175 62H176V63H175ZM218 62H219V63H218ZM226 62H227V63H226ZM240 62H241V63H240ZM244 62H245V63H244ZM138 63H139V62H138ZM243 63H244V64H243ZM246 63H247V64H246ZM257 63H258V65L260 64L261 66H258V67H257ZM144 64H145V62H144ZM201 64H202V63H200L199 65H201ZM203 64L205 65L206 63H203ZM203 64H202V65H203ZM207 64H208V62H207ZM207 64H206V65H207ZM215 64H216V63H215ZM249 64H250V65H249ZM140 65H142V62L140 63ZM147 65H148V64H147ZM221 65H222V66H221ZM245 65H246V66H245ZM248 65H249L251 68L248 69ZM178 66H179V65H178ZM178 66H177V67H178ZM223 66H224V67H223ZM229 66H230V68H229ZM144 67H145V66H144ZM175 67H176V66H175ZM208 67H209V65H208ZM208 67H206V68L208 69ZM212 67H213V68H212ZM215 67H217V68H215ZM219 67L222 68V69H220ZM137 68H138V67H137ZM145 68H146V67H145ZM206 68H205V69H206ZM218 68H219V70H218ZM239 68H240V69H239ZM261 68L264 69L263 66H262ZM138 69H140V67H139ZM173 69H174V68H173ZM242 69H243V70H242ZM239 70H240V71H239ZM140 71H141V70H140ZM229 71H231V72H229ZM237 71H239V73L241 72L240 75H238V73L236 74ZM137 72H138V71H137ZM137 72H136V75H137ZM142 72H143V75H144V72H146V75H147V72H148V71H147V69H146V71L143 70ZM246 72H247V73H246ZM263 72H264V70H263ZM134 73H135V70H134V72L131 74V75H132V78H133V75H134L135 77H137ZM139 73H140V72H139ZM225 73H226V74H225ZM231 73H232V74H231ZM170 74H171V73H170ZM223 74H224V75H223ZM242 74L245 75V76L243 75V78H242V76H241ZM249 74H250V76H249ZM131 75H130V76H131ZM138 75H139V74H138ZM140 75H141V74H140ZM143 75H141L140 77H142ZM146 75H144V76H146ZM213 75H215V74H213ZM235 75H236V77H235ZM130 76H128V77H130ZM147 76H148V75H147ZM195 76H196V75H195ZM240 76H241V78H242L241 82H239L240 80H238V78H240ZM253 76H255V77H253ZM165 77H166V76H165ZM167 77H168V76H167ZM193 77H194V76H193ZM193 77H192V78H193ZM143 78H144V77H143ZM192 78H191V79H192ZM196 78H197V77H196ZM200 78H201V77H200ZM212 78H213V77H212ZM214 78H215V77H214ZM135 79H136V78H135ZM135 79H132V81L135 82L134 84L136 85V83H137L136 81H138V80L134 81ZM145 79H146V77H145ZM163 79H165V78H163ZM193 79H194V78H193ZM193 79H192V80H193ZM250 79H251V80H250ZM125 80H126V79H125ZM127 80H128V78H127ZM198 80H199V79H198ZM203 80H204V81H203ZM203 80H201L200 83H199V82H198V83L196 82L198 87L195 86L196 84H193V85H194L193 87H192V85H189L190 88H194V87H195L194 89H192L193 91L190 90V92H188V91H189V88H187V89H188V90H187L186 87H185L184 90L182 91L181 89H183V88H180L179 83L176 82V81H173V83H171V84L169 83L170 81H168V84H167V83H165V81L167 82V80H163V81H164V84H167V85H166L167 87H165V89H164L163 87H158V88H160V89H159L160 91H158L157 88L155 89V86H156V85H155V86H154V89H153V92H155V94H154V93H153V94H154L155 96H154V95H151V96H154V98H153V97L150 98V101H149L150 103H149V105L151 106V105L153 104V105H154L153 107L156 108V110H157V111H155L156 114L160 115L161 117H160V116H156V114H155V117H157V118H155V117L153 116V119L155 118V119L158 121V120H160V118H164V120L166 121V118H165V117H166L167 115H170L172 111H176L177 108L180 109V106H182L183 109H185V110L187 109V107L189 108V109H187V112H185L186 114H187L188 112L190 113V111L192 112V111L195 109V108H194V105H193V99L196 97V95H198L201 91L204 90V87H205L206 84H211V85H212V81L214 82V80H213V79L211 80L210 78H206V79L204 78ZM128 81L131 82L130 84H132V81H130V80H128ZM141 81H142V80H141ZM141 81L138 82V83L140 84ZM145 81H146V80H145ZM158 81H159V80H158ZM158 81H157V82H158ZM188 81H189V80H188ZM188 81H186V83H187ZM196 81H197V80H196ZM129 82H126V83L128 84ZM155 82H156V81H155ZM155 82H154V83H155ZM203 82H204V83H203ZM120 83H121V82H120ZM138 83H137V84H138ZM146 83H147V85H149L148 80H147ZM146 83H145V84H146ZM193 83H194V82H193ZM201 83H202V86H201ZM229 83H228V85H226V86H230ZM141 84H142V83H141ZM188 84H189V83H188ZM198 84H200V86H199ZM254 84L256 85L255 87L253 86ZM123 85H124V84H123ZM152 85H153V84L151 83V86H152ZM158 85H159V84H158ZM168 85H169V86H168ZM231 85H232V82H231ZM130 86H133V85H130ZM141 86H142V85H141ZM164 86H165V85H164ZM238 86H239V87H238ZM257 86H261L260 89H259ZM124 87H125V86H124ZM136 87H138V86H136ZM136 87H134V88H136ZM130 88H131V87H130ZM130 88H128V89L130 90ZM138 88H139V87H138ZM141 88H142V87H141ZM150 88H152V87H150ZM197 88H198V89H197ZM220 88H221V87H220ZM220 88H219V89H220ZM230 88L225 87V92H227V93H226L227 95H230V93H229V89H230ZM256 88H257V89H256ZM123 89L125 90L126 87L123 88ZM143 89H145V87H144ZM162 89H163V90H162ZM195 89H196V91H195ZM222 89H221V90H222ZM249 89H251V88H249ZM252 89H251V90H252ZM261 89H263V90H261ZM126 90H127V89H126ZM131 90H132V89H131ZM149 90H150V89H149ZM154 90H155V91H154ZM185 90L187 91L188 94L184 92ZM221 90H220V92H221ZM227 90H228V91H227ZM251 90H249V91H251ZM134 91H136V89H135ZM140 91H141V90H140ZM143 91H144V90H143ZM156 91H158L157 94H156ZM161 91H162V92H161ZM132 92H133V91H132ZM146 92H150V91H146ZM220 92H219V94H220ZM225 92L223 91L222 93H225ZM257 92H258V93H257ZM190 93H191V94L194 93L193 96H192ZM138 94H140V93H138ZM138 94H135V95H138ZM141 94H142V92H141ZM144 94H145V93H144ZM151 94H152V93H151ZM135 95H134V96H135ZM156 95H157V96H156ZM186 95H188V96H186ZM189 95H190V96H189ZM246 95H247V97H245ZM149 96H150V95H149ZM224 96H225V95H224ZM262 96H263V97H262ZM129 97H130V95H129ZM138 97H140V96H138ZM141 97H143V94H142ZM141 97H140V98H141ZM220 97H221V98L223 97L222 94H221ZM226 97H227L228 102H229V101H233V100H232L233 97H232V98H229L228 96H226ZM230 97H231V95H230ZM235 97H236V96H235ZM249 97H250V98H249ZM260 97L258 96V98H260ZM133 98H134V97H133ZM144 98H145V97H144ZM152 98H153V99H152ZM186 98H187V99H186ZM223 98H225V97H223ZM223 98H222V99H223ZM248 98H249V99H248ZM258 98H257V100H258ZM142 99H143V98H142ZM151 99H152V100H151ZM188 99H189V100H188ZM216 99H217V98H216ZM240 99H241V100H240ZM250 99H251V101L249 102L248 100H250ZM261 99H260L259 101H261ZM137 100H139V99L136 98V101H137ZM140 100H141V99H140ZM140 100H139V102H141ZM144 100H146V99H144ZM144 100H143V101H144ZM177 100H179V101H177ZM183 100H184L187 104H186ZM225 100H226V99H225ZM227 100L224 101V104H226ZM257 100H255L256 103H257ZM262 100H263V99H262ZM131 101H132V100H131ZM174 101H177V102H174ZM218 101H219V100H218ZM259 101H258V102H259ZM133 102H135V101H133ZM135 103H136V102H135ZM147 103H148V102H147ZM151 103H152V104H151ZM184 103H185V105H184ZM219 103H221V101H220ZM230 103H232V102H230ZM230 103H229V105H230ZM233 103H234V102H233ZM233 103H232V104H233ZM247 103H248V105H247ZM262 103H263V101H261L260 103H258V105H259V104H262ZM138 104H139V103H138ZM142 104H143V103H142ZM209 104H212V99H211V101H210ZM209 104L204 108V115H203L204 118H203V117H202V118H203L204 121H205V120L207 121V120L209 119V118L207 119V117H210V115H211V117H213V119L211 120V122L213 121L212 123H214V122L216 121V120L214 121V119H216L218 112H220L219 110L222 109V108L220 107V105H223V104H220V105H219V107H218L219 110H218V108H216V111L214 110V113L217 112V113H216V116H215V115H212V114H214V113H212V108L214 109V107H211V109H210V106H212V105H209ZM213 104H216V103H213ZM232 104L230 105L231 107L234 106V105L232 106ZM244 104H246L247 106L244 105ZM132 105H133V104H132ZM143 105H144V104H143ZM146 105H147V104H146ZM146 105H145V106H146ZM178 105H180V106H178ZM217 105H218V102H217ZM217 105H216V106H217ZM252 105H254V103H253ZM262 105H263V104H262ZM134 106H137V104H135ZM134 106H133V107H134ZM139 106H141V104H140ZM184 106H185V107L187 106V107L185 108ZM216 106H215V107H216ZM263 106H264V105H263ZM263 106H262V109H260L261 111L259 110L258 113H261V112L263 111V108H264ZM147 107H148V106H147ZM246 107H247L248 109H247ZM90 108H91V106H90ZM137 108H138V106H137ZM141 108H142V107H141ZM141 108H140V109H141ZM144 108H145V107H144ZM151 108H152V107H149V109L152 111V112L150 111L151 114H152V113H155V112H153V111H154L153 108H152V109H151ZM233 108H234V107H233ZM233 108H230V109H233ZM235 108H236V107H235ZM259 108H261V106H260ZM91 109H92V108H91ZM133 109H134V108H133ZM146 109H147V108H146ZM149 109H148V110H149ZM209 109L211 110V113H210ZM224 109H225V108H223V110H224ZM240 109H241V108H240ZM141 110H142V109H141ZM171 110H172V111H171ZM181 110H182V109H181ZM207 110H208V113H210V114H208V116H207V115L205 116V114H206L205 112H206ZM217 110H218V111H217ZM228 110H229V109H227V111L225 112V114H223L224 111H221V113L223 112V113H222L223 117H225V116L228 117V115H229L228 113L231 114V112H233L235 109H234L233 111H231V112H230V110H229V112H228ZM246 110H247V111H246ZM169 111H170V112H169ZM177 111H178V110H177ZM239 111H240V110H239ZM249 111H250V113H248ZM253 111H252V112H253ZM257 111H258V109H257ZM140 112H141V111H140ZM146 112H147V111H146ZM150 112L148 111V114H149ZM180 112H181V111H180ZM236 112H237V114H238V111H236ZM142 113H145V112L142 111ZM173 113H174V112H172V114H171L170 117H172ZM177 113H178V112H177ZM189 113H188V116L190 115ZM244 113H245V114H244ZM247 113H248V114H247ZM255 113H256V112L253 113V114H254L253 117L255 116ZM262 113H263V114H262ZM262 113H261L262 115H261V114H260V115H261V117L263 118L264 111H263ZM148 114H147V115H148ZM151 114H150V115H151ZM183 114H184V113H183ZM191 114H193V113H191ZM227 114H228V115H227ZM251 114H252V113H251ZM140 115H141V113L138 114V116H140ZM176 115H177V114H176ZM179 115H180V114H179ZM193 115H194V114H193ZM224 115H225V116H224ZM233 115H234V113H233ZM242 115H243L244 117H243ZM249 115H250V116H249ZM256 115H258V114L256 113ZM260 115H258L259 118H260ZM162 116H164V117H162ZM173 116H175V114H174ZM177 116H178V115H177ZM181 116H183V115H181ZM214 116H215V117H214ZM220 116H221V115L218 116L219 119H220ZM230 116H232V115H230ZM235 116H237V115H235ZM258 116H257V119H256V121H257L256 124H255L256 121L253 119V117H252V119H251V123H252V120H254L253 123H254L255 126L253 125V123L250 125V126H252L253 129H252L251 127H249V124H250V120H249V119H250L251 117H250L249 119H247V120H242V119H240V120H242V122H243V123L241 122V123L243 124V129H246V128H245L246 126H247V128L249 127V131H250V132H249L248 129H247V132H248V133H246V131H244L245 134H244V132H242V130H241V129H242L241 124H240V125L237 124V123H239V118H238V119L236 118L237 120L235 119V122L233 121L234 124H237L238 126H240L239 129L237 128V127H238L237 125H234L233 123H231V125H232V127H231V125H230L231 128H230V127H229V128L226 127V128H224V129L222 128L223 130H225V129H226V130L221 132V133H222L221 136H220V134H218V132H217V133L215 132V135L212 136V135L214 134V132L212 131L213 134L210 135L211 138H210V137H208V138H210V139H212V140H213V138H214V140H216V139L219 140L218 142H217V141H216V142L214 141V144H213V142H212V145H211V141H212V140H211V141H210V139H208V140H207V139H206V140H203V138H206V136H209V134H207V133H203V134H201V135H203V136H202L203 138H201V135H200V138H198L199 135H197V136H198V137H197L198 140H199V139H200V140L202 139L201 141H206V144H210V145L212 146V148H211L210 145H206L204 142H202V146H203V147H204V145H206V148L209 146L207 149H204L205 147L203 148L204 150L201 149V151H203V152H205V150H206V153H204V155H203V152L200 153L201 155L198 154V157H200V156H203V157H204L205 154H208V153H209L208 155H206L208 158H207V157H204V160H203V157L200 158V160H203L202 162H200V160H199V162H200L202 165H200V164L197 162V159H198V157L196 158L197 155L195 156V153L198 152V151L200 152V149L196 150V152H195L194 149H193V148H195L196 146H198V144L200 143V140H199V141H198V140H194V141H197V142H194L193 140H191V141L188 140V139H191V138H192V134H191V138L187 137L188 135H186V138H183V137H182V138L185 139V140L187 139L186 141L188 142V144L192 142V144L194 143V144L196 145L195 147H194L193 145H191V146H193V147H188V146H190V144H189V145L187 146L189 149L185 147L186 150H187V149L190 150L191 148H192L191 150H193V152L190 150L193 154L189 151L190 153H189V152H186L185 155H186V154H187V155H188V154H192L193 156H192V155H190V156H191V157H194V156H195L194 158H196V159H195L196 161H195V160H192V161H191V162L195 161V164L193 163L194 165H192V166H194L195 168H200L201 170L199 169V171H202V172H198V173H197V172H196L197 170L195 169L194 171H195L196 173H195L194 175H193L194 171H193V172L191 171L192 173L190 172V170H193L192 166L190 165V161H188V159H184V158H183V157H188V158H189V156H187V155H186V156L183 155V157L181 156L182 159H183V161L186 160L184 163L187 162L186 167H184V166L182 165V164H184V163H181L182 160H181V162H180L181 165H180V164H179V165H176V163H178L177 160L179 161L180 158H181V157L179 156V154L182 153L183 150L186 151V150L184 149V145H187V144H186L187 142L184 140L183 142H185V144L180 143V141H182L181 136H182V134H183L184 128H186V129H185L186 132H184V133H185V134L187 133V126H189V127H188V130L192 127L193 131H194V127H193V126H195V129H198V128H196V126H198L199 124H201V128H203V130H206V131L208 130V128H209L210 126H209L207 129H206V127H205V129H204V127L202 126V124H203L204 121H202L201 118H197V117H195V115H194L193 117H195V120H194L193 118H192V120H194V121H195V124H197V125H193L194 123L192 124V122H194V121L191 122V121L188 120V119L186 120V122L189 121L190 124H189L188 122L186 123V122L184 121V123L189 124V125H187L186 127H184L185 125H183V126H182V127H183V131L181 132V134H180V133L176 134V136L179 135V136H178V137L180 138V141H179V140H176V139H179V138H176V139H175V138H174L175 136H174L173 134H175V131H177L178 129H180V128L178 127V126H179V124H178V122H179L178 119L185 120V119H186V118H185L186 116L184 117L185 119H184V118H181V117L178 118V119L176 118V121H177V124H178V125H177V124H176V125H177V128H178V129L175 128L176 130H174V128H173V129H172V132H174V133H172V132L170 131V130H171L170 127H171L172 124L169 125V124H170V123H169L168 125H166V123H167V122H172V123H173V126H174L175 123L173 122V120H172V121H169L170 119H169L168 121H166L165 125H166V126H170V127H169L170 129H169L168 127L165 128L166 131H168L167 129H169V131H168L169 133H165L166 136L163 135L164 132H166L165 129H163V130H164V132H163L162 128L160 129L159 127H155V126H154V128H156V130H155V129L152 127L151 124H148L149 122H152V120L149 119V121H148V120L146 121L147 118L144 119V120L146 121V123L148 122V123H147L148 125H151V127L149 126L151 129L148 130V129H146V128L143 127V128L145 129V130H143L142 128H140V129L143 130V132H144V133L141 132L142 135H141V134H138V135H139V139H141L142 142H143V140H144L145 138H146V139H149V140H150L151 138H152V139H155V140H157V141L159 140L157 143H156L155 140H154V143L156 144V147H158L157 145L160 144V143H161L160 146H162V142H163L162 140H163V139L169 137V139H170V138H173V139H172L173 141L176 140V141H178L181 145H180V146H178V145H174L176 141H175L174 143L171 141L170 143L173 144V145L171 144V146H173V147L170 146V147H171V148H170V147H169L170 143H169V144L166 143V142H167V141H166L167 139H166V140H164V142L166 141L165 144L168 145L167 147H165V148H167V149H165L166 152H167L168 148H169V150H168L169 152H170V149H172L173 151H174V150L179 151L180 148L183 149V150H182V149L180 150V153H176V151H174L176 154H175L173 151H172L173 154L170 152V153L172 154V155L170 154V155L172 156V157H170V155H169L168 153H166L164 149H163V150H164V152H165L166 154H163L164 152H163L161 149L158 150V148H156L157 151H161V154H162V155L160 154L161 156H160V155H157V157L159 156L158 159L161 158V160H160V161H161V165H162V163H164V162L166 161L165 159L167 158L169 161L171 160L170 162H172V160L174 159V161L172 162L173 164H171L173 167H174V163H175V165H176L175 167H177V166H178V167L182 166V167H180V168H182V169L180 170L179 168H175V169H174L172 166H170V165H169V163H170L169 161H166V162H169L168 164H167L166 162H165L166 164L164 163V165H166V166L169 165L170 167H172V170H173V169H174V170H177V171H174V170H173V172H172V176H173V178H172V179H168L167 177L165 178V181H166V182H168V181H170V180H173V181H170L171 185H172V182H174V184H173V186H172V189H171V186H170V185L168 186V184H167V187H169V189H171V190H170L171 193L174 194L175 191H176V192H177V193H176L177 195H179V194L182 193V194H183V197H184V196H187V193H189L191 190L193 191V188L196 187V185H197L196 183H198V182H197V178H200L198 181L201 183V185H197V188L201 187L200 190H201V189L203 190V194L201 195V193H200V194H199V197H198V195H197V196H196V197H197V200H198L201 196H203V195L207 196L208 193H205V192L208 191L209 189H211L212 192H213V189H215V191H214L213 193H215V192H216V193L214 194L215 196H214L213 194H211L210 197H205V196H203V198H206V199H207L206 201L208 202V203H207V202L205 201V199H204L203 201H204L205 204H204L203 201L201 200L202 197L200 198V201H197V200L195 199V202H193V203H196V204H198V205L201 204V206L194 205V209H192V207H191L192 210H191L190 213H192V211L195 210L196 208H199V209H200V207H202V205L204 204L203 206H205V209H206V207H207V208H208V207L213 208V210L211 209L212 211H210V212L208 211V213H206V211H205V215H206V216H207V215L209 216L210 213L212 212V214H211L212 217H211V215L209 216V217H210V220H211V222H212V224H213V222L216 223V222L218 221V222L221 224V226H223V225L226 224L228 221H231V220H232L230 223H227V225H225L226 228H227V227H229V226L232 224V225L229 227V229H227L229 232L226 230V228H224L225 226H223V227L219 226V223H218V222H217V224L214 223L216 226H212V227H211V226H210V221H208V222H209V223H208L209 225H205V226H210V227L212 228V230H213V231H212V230L210 229V230L212 231V234H209V235H210L209 238L211 237V238H210L211 240H210L208 237H207L206 239L204 238L203 233H204L206 230L204 231V230H203L204 228H203V227H200V225H201V226L203 225L202 222H200V223H202V224H199V223H198V224H199V229H200V228H203V229L201 230V231H202V234L199 233V231H196V229L194 230L195 227H192V226L194 225V223H196V221H195L196 219L194 220V221H195L194 223H191V224H193L192 226H190V224H189L188 226L185 225V226H186L185 229H188V227H189V229H190V228L192 227V228H191L192 230H194V231H196V233L198 232V234H201V235H202V236H201V237H203L202 239H200L201 237H199L198 234H197V237H196V235H195V237L193 236V237H194V238H193V241H195V243H193V244H194V245H198V246H199L198 249H201V250H202L201 247H203V249H204L205 251L202 250V252H201V250H200V251L198 250L200 256L198 255V253H197V251H196L197 249L195 250V251H196L195 253H197L196 255H197L199 258H201V259H202L201 255L203 254L202 256H203L204 260H206V261H205L206 263L203 262L204 260H201V259L197 258L196 255H194V256H195L197 259L194 258V256H193V259H192V257L189 258L188 256H190L191 254H190V255L187 254V251H188V250L186 251V250H185L186 248L183 249V250H180V251H181V253H182V251L185 250V251H186L185 256H187V255H188V256H187V258H185V256L183 255L184 253L181 254V255H182L181 257H184V258H185V259H184L185 262L182 260L181 263H179V262H180L179 259H182V258H180V256H178V254H180V252L178 253V250H179V249H178L177 246H175V247H177V248H176L175 250L172 248V249H173V252H172V251H171V252H172V255L174 254V255L178 256L179 258L177 259L176 256H172V257H174V258L172 259V258H171V254H170V256H169V252H168V250H167L166 252L164 251L165 254H163V255H164V256L167 255V252H168V255H167V256H169L168 258L172 259L169 263H167V261H169L170 259L167 258V260L165 261V258H164V259H163V260H164V261H163L164 264H170V263H172V262L175 261V260H178L177 262L175 261L177 264H185L187 259H188V260L190 259L191 264H192V262H194V263H195V262H196V263L198 262V263H199V260H200V263L202 262V263H204V264H210V263H211L210 261H212V260L215 261V260H217V259H218V261H217V262H216V261H215V262H212V264H214V263H215V264H217V263H218V264H220V263L222 264V261H221L220 259L226 261V262H223V263H225V264H228V262H229V264H236V263L239 264V262L241 263V262H243V260H244V262L241 263V264H252L255 260L258 259V258H257V259L254 258L255 260L252 261L251 259H253V258H250L251 256H248L250 251H251L252 253H254L253 251L256 252V250H258L257 248H260V250H263V249H261V247H262V248L264 247V244H263V243H264V242H263V241H264V227H263V226H264V211L261 212V213H258V212L256 211V209H255V207H256V203H257V201H258L257 197H258V195L260 196L261 191H257V189H256V192H255V189H253L254 192H255V193H253V192L250 190V189L252 188V186L254 185V184H252V182H253L256 178H257V180H258L259 182H257V180H255V181H256L257 183H259V184L262 185V188H261V189H258V190H263V188H264V179H263V178H264V176H263V175H264V166H263V165H264V122H263V123L261 122V121H264V120H260V121H259V120H258V119H259ZM141 117H142V116H141ZM145 117H146V116H145ZM147 117H148V116H147ZM150 117H151V116H149V118H150ZM168 117H169V116H168ZM178 117H179V116H178ZM189 117H192V115H190ZM211 117H210V119H211ZM132 118H133V117H132ZM137 118H138V117H137ZM172 118H173V117H172ZM229 118L233 119L232 117H229ZM254 118H256V117H254ZM139 119H141V118L139 117V118H138V121H139ZM155 119H154L153 122H152L153 124H154V122L156 121ZM173 119H174V118H173ZM197 119L200 120L201 123L198 124V121H196ZM210 119H209V120H210ZM227 119H228V118H227ZM231 119H230V120H231ZM130 120H131V118H130ZM161 120H162V119H161ZM164 120H163V122H164ZM174 120H175V119H174ZM209 120L207 121L208 123H206V125H211V122H210ZM224 120H225V119H224ZM230 120H229V121H230ZM131 121H132V120H131ZM131 121H130V123H131ZM133 121H135L134 118H133ZM176 121H175V122H176ZM219 121H222V120H219ZM219 121H218V122L216 121V122L219 123ZM225 121H226V120H225ZM248 121H249V123H248ZM160 122H162V121H160ZM160 122H159V123H160ZM163 122H162V123H163ZM227 122H228V121H227ZM230 122H231V121H230ZM258 122H259V124H258ZM130 123H129V124H130ZM133 123H134V122H133ZM144 123H145V122H144ZM146 123H145V126H146ZM181 123H183V122H181ZM204 123H205V122H204ZM131 124H132V123H131ZM138 124H142V123H140V121H139ZM220 124H221V123H220ZM224 124H225V123L223 122V125H224ZM227 124H228V123H227ZM246 124H247V125H246ZM257 124H258V125H257ZM132 125H133V124H132ZM148 125H147V127H148ZM154 125H156V124H154ZM160 125H161V123H160ZM163 125H164V124H163ZM192 125H193V126H192ZM217 125H219V124H217ZM233 125L235 126L234 128H233ZM130 126H131V125H130ZM139 126H140V125H139ZM141 126H144V125L142 124ZM141 126H140V127H141ZM157 126H158V125H157ZM161 126H162V125H161ZM161 126H160V127H161ZM204 126H205V124H204ZM212 126H213V125H211V127H212ZM214 126H215V125H214ZM228 126H229V125H228ZM236 126H237V127H236ZM149 127H148V128H149ZM164 127H165V126H163V128H164ZM180 127H181V124H180ZM198 127H200V126H198ZM211 127H210V130H212ZM216 127H217V126H216ZM152 128H153V129H152ZM158 128H159V129H158ZM201 128H200V129H201ZM235 128H237V130H236ZM250 128H251V130H250ZM121 129H122V128H121ZM121 129H118V131L121 130ZM130 129H131V128H130ZM132 129H133V127H132ZM140 129L138 130V128H137V130H138L139 132L141 131ZM157 129H158V130H157ZM192 129H191V131H192ZM147 130H148V132H147ZM153 130H154V131H153ZM160 130H161V131H160ZM173 130H174V131H173ZM198 130H199V129H198ZM198 130H197V131H198ZM203 130H202V131H203ZM214 130H216V129H214ZM238 130H241V132L238 131ZM122 131H123V130H121V132H122ZM145 131H146V132H145ZM151 131H152V132H151ZM157 131H158V132L160 131V134H159L160 136H159V137H161V138H159L158 136H156L155 133H156ZM195 131H196V130H195ZM199 131H201V130H199ZM199 131H198V134H199ZM206 131H203V132H206ZM111 132H112V131H111ZM132 132H133V131H132ZM132 132H131V133H132ZM136 132H137V131H136ZM162 132H163V133H162ZM231 132H233V133H238V134H240V135H244V137H247L248 139H246V140H247V141H248V140L251 141V144H250V142H248V144H250V145H249V146H248V145L246 146V147H248V150H249V148H250V151H249V152H248L247 150H246L245 152L243 151L244 153L242 152V153H243V154H242V153H240V151H241V150H240V151L236 154V156H234V158H235V157H238V159H237V158H236V159L233 158V159H232L233 161H230L229 163H228V162H222V161H224V160H223V157H222L221 155H217V154H216V152H215V148L217 147L218 143L222 140V138H223L226 134L231 133ZM114 133H115V130H114V132H113V135H114V136H118L117 133H116V134H114ZM122 133H124V132H122ZM137 133H138V132H137ZM147 133H148V134H147ZM161 133H162V135H161ZM170 133H171V135L174 136V137L168 136ZM188 133L190 134L189 131H188ZM191 133H192V132H191ZM195 133H196V132H195ZM195 133H193V134H195ZM200 133H201V132H200ZM208 133H211V132H208ZM254 133H255V134H254ZM109 134H111V133H109ZM153 134H155V135H153ZM185 134H184V135H185ZM205 134H206V136H205ZM216 134H218L221 138H220V137L218 138ZM246 134H248V135H246ZM252 134H253V135H252ZM157 135H158V134H157ZM184 135H183V136H184ZM195 135H196V134H195ZM109 136H110V135H109ZM111 136H112V135H111ZM120 136H122L121 133H120V135H119L118 137H120ZM145 136H146V137H145ZM148 136H149V137H148ZM154 136H155V137H154ZM167 136H168V137H167ZM193 136H194V135H193ZM249 136H250V137H249ZM141 137H142V138H141ZM143 137H144V138H143ZM156 137H158V138H156ZM215 137H216V138H215ZM160 139H161V142H160ZM169 139H168V140H169ZM174 139H175V140H174ZM192 139H193V138H192ZM194 139H196V137H194ZM135 140H136V139H135ZM261 140H262L263 142H261ZM146 141H148V140H146ZM150 141H152V140H150ZM150 141H149V142H150ZM169 141H170V140H169ZM209 141H210V142H209ZM142 142H141V144H139V146H143V147H140V148H144V149H141V151H142V150H145V149L148 148V149H147L148 152L144 151L146 155H143V157L146 158V159L148 160V156L151 158V157H153V156L155 155V153L150 152V151H153V149L155 150V148H154L153 146H151V147H153L152 150H151V148L148 147V146H149V145H148L149 142H146L148 146L145 145L144 143H143V144H144V145H143ZM152 142H153V141H152ZM152 142H151L150 144L155 145V144L152 143ZM207 142H209V143H207ZM260 142H261V144H259ZM139 143H140V141H139ZM179 143H176V144H179ZM203 143H204V144H203ZM216 143H217V144H216ZM246 143H247V142H246ZM253 143H254V144H253ZM262 143H263V144H262ZM129 144H131V143H129ZM119 145H120V146H121V145H122V146H127V144L125 145L124 142H120V143H118V146H117L118 148L120 147ZM131 145H132V144H131ZM131 145H130V146H131ZM163 145H164V144H163ZM182 145H183V147H181ZM200 145H201V143L199 144V147H201ZM251 145H252V146H251ZM253 145H254V146H253ZM257 145H261L260 148H259V146H257ZM122 146H121V147H122ZM145 146H146V148H145ZM256 146H257V148H256ZM121 147H120V148H121ZM163 147H164V146H163ZM163 147H162V148H163ZM177 147H178V148H177ZM251 147H252V149H251ZM122 148L124 149V147H122ZM122 148H121V149H122ZM125 148H126V147H125ZM127 148H128V146H127ZM175 148H176V149H175ZM209 148H210V149H209ZM130 149H131V152H132V149H133V148L130 147ZM130 149H127V151H129ZM195 149H197V148H195ZM211 149H213V150L211 151ZM245 149H246V148H245ZM245 149H244V150H245ZM254 149H255V150H254ZM257 149H258V150H257ZM116 150H117V149H116ZM125 150H126V149L121 150V151H125ZM207 150H208V151L210 150V151L207 152ZM259 150H260L261 152H259ZM127 151H125V152H127ZM252 151H256V152H252ZM131 152H130V151L127 152L128 156H127V154L124 153L125 155H123V156H127V158H126V157H124V158H125V159H129V157H131V155L129 156V154H131ZM199 152H198V153H199ZM119 153H121V152H119ZM142 153H143V151H142ZM247 153H249V157H248V156H247V157L249 158L248 161H250V163L248 162V164L246 163L247 161H245V158H244V155L247 154ZM251 153H255V155H253V154H251ZM121 154H123V153H121ZM121 154H120V155H121ZM143 154H144V153H143ZM150 154H151V155H150ZM153 154H154V155H153ZM158 154H159V152H158ZM174 154H175V155H174ZM182 154H184V153H182ZM182 154H181V155H182ZM196 154H197V153H196ZM240 154H242V156H241ZM118 155H119V154H118ZM147 155H148V156H147ZM173 155H174V157H173ZM211 155H213V156H212L213 158L211 157ZM238 155H240V157H242V159H240ZM250 155H251V156H250ZM166 156H167V157H166ZM220 156H221L222 158H221ZM254 156H256V157H254ZM120 157L122 158V155H121ZM162 157H165V158L162 159ZM169 157L172 158V159H170ZM175 157H176V158L178 157L179 159H178V158L176 159ZM219 157H220V158H219ZM245 157H246V156H245ZM251 157L254 159V162H257V163H258V164L256 163L257 165L254 166V162H253V160H252V162H251ZM124 158H122V159H124ZM144 158H142L141 161L145 164L146 162H144V161H147V160L144 159ZM154 158H155V157H154ZM194 158H190V160H191V159H194ZM243 158H244V159H243ZM256 158H257V159H256ZM125 159H124V160H125ZM143 159H144V161H143ZM152 159H153V158H152ZM158 159H157V160H158ZM175 159H176V160H175ZM217 159H219V160H217ZM220 159H222V161H221ZM258 159H259V160H258ZM262 159H263V160H262ZM124 160H122V161H124ZM154 160H155V159H154ZM157 160H156L155 162H158V161H159V160H158V161H157ZM163 160H164V161H163ZM205 160H206V161L208 160V161L206 162ZM239 160H241V161L239 162ZM242 160L245 161V162H242ZM260 160H262L263 162H261ZM119 161H120V160H119ZM126 161H128V160H125V162H126ZM129 161H130V160H129ZM150 161H151V160H150ZM175 161H176V162H175ZM204 161H205V162H204ZM234 161H235L236 164L233 163ZM125 162H123V163H125ZM130 162H131V161H130ZM147 162H148V161H147ZM152 162H153V161H152ZM220 162H222L224 165H223L222 163H220ZM139 163H140V162H139ZM148 163H149V162H148ZM196 163H198L199 165H196ZM214 163H215V164H214ZM231 163H232V164H231ZM251 163H252L253 165H252ZM126 164H127V163H126ZM140 164H141V163H140ZM146 164H147V163H146ZM146 164H145V165H146ZM149 164L152 165L151 162H150ZM156 164H157V163H156ZM191 164H192V163H191ZM203 164H204V165H203ZM213 164H214V165H213ZM221 164H222V165H221ZM239 164H240V165H239ZM249 164L252 165V168H251V165L249 166ZM124 165H125V164H124ZM141 165H142V164H141ZM145 165H142L144 169L147 168V167L145 168ZM154 165H155V163H153V166H154ZM184 165H185V164H184ZM212 165H213V166H212ZM234 165H239V166H241V167L236 166L237 169H234V170H237V171H239V172L234 171V170L232 169L233 172L230 173L231 170H230L229 167L232 168ZM258 165H259V166H258ZM142 166H141V167H142ZM146 166H147V165H146ZM153 166H149V165H148V167H153ZM166 166H165V169H166ZM169 166H168V167H169ZM188 166H191V167H188ZM196 166H197V167H196ZM198 166H199V167H198ZM207 166H210V167H207ZM225 166H226V167H225ZM227 166H228L229 170L226 169ZM242 166H243V169H244L245 167H250V171H247V170H248L247 168L245 169L246 171L243 170V169H242ZM244 166H245V167H244ZM262 166H263V167H262ZM110 167H111V166H110ZM120 167H121V166H120ZM123 167H124V166H123ZM123 167H121V168H123ZM156 167H157V166H156ZM159 167H160V166H159ZM170 167H169V168H170ZM206 167H207V168H212V169H209V170H210V171H209ZM260 167H261V169H260ZM111 168H112V167H111ZM138 168H139V167H138ZM143 168H141V169H142V171H141L142 173H143V171L145 172V170H144ZM153 168H154V167H153ZM157 168H158V167H157ZM161 168H162V167H161ZM169 168H167L166 171H169V172L171 173V170H170ZM186 168H187V169H186ZM191 168H192V169H191ZM234 168H235V166H234ZM239 168H241V169H239ZM254 168L256 169L255 171H254ZM150 169H152V168H150ZM158 169H159V168H158ZM183 169H184V170H183ZM188 169H189V170H188ZM202 169H203L204 171H203ZM216 169H217V170H216ZM220 169H221V170H222V169H224V170L226 169V170H225L226 172H225V171H224V172H225V174L228 173L227 175H229V177L226 176V175H223V176H222V173L224 174V172L221 171L222 173H219L218 176H220V177H218V178H221V176H222L223 179H224L225 177H228V179L231 180L232 182H231V181L229 182V180H226L227 178H225L224 180L222 179L223 181H222L221 179L217 180V179H216V176H217V175L213 176L214 174H216L215 171L219 172ZM161 170H162V169H161ZM206 170H207V171H206ZM211 170H212V171H211ZM227 170H228V172H227ZM251 170L254 171L253 174H252L253 171H251ZM139 171H140V170H139ZM155 171H156V170H155ZM163 171H164V168H163ZM163 171H162V174H163L164 172H166V171H164V172H163ZM179 171H180V172H179ZM181 171H182L183 173H182ZM186 171H187V172H186ZM257 171H258V172H257ZM259 171H260V173H259ZM158 172H159V170H158ZM169 172H168V173H169ZM189 172H190V174H188ZM209 172H210V173H209ZM212 172H215V173H214V174H211ZM235 172H236L237 174H234ZM245 172L248 173L247 175H250V174H251L252 177L254 178V180L251 181L252 177H251V179H250L249 176H247V175L245 176ZM249 172H250V173H249ZM156 173H157V172H156ZM174 173H176V174H174ZM199 173H200L202 176H201ZM202 173H203V174H202ZM205 173H206V174H205ZM238 173H239V174H238ZM160 174H161V172H160ZM181 174H182V175H181ZM184 174H185V178H183V179L185 180V183H186V182H189L190 184L187 183L188 185H193V183H194V185H193L194 187L190 188V191L187 189V190H184V192H181L182 190H179V189H177V188H179V187L181 188L182 186H183L184 188H187V187L184 186L185 183H184V182H180V180H179V177L181 176L180 178H182V176H183ZM186 174H187V175H186ZM191 174H192V176H191ZM209 174H211V175L213 176V179H214V178L216 179L215 181H219V183H217V184H220V183L222 182V184H220V185H223V184H224L223 182L226 183L225 186L223 185L224 188H222L223 186L220 187V189H221V190L219 189L220 192H217L218 190L216 191V188H214V186L219 188V185H217V184L215 185L214 183H212V185H210L211 182L209 183L208 180H207L208 185L206 186V184H204V185L202 186V182L200 181V180H202L201 178L204 179L205 177H207V178L209 179V178H210V175H209ZM231 174H232V175H231ZM262 174H263V175H262ZM199 175H200L201 177H200ZM204 175H205V177H203ZM206 175H207V176H206ZM208 175H209V176H208ZM234 175H235V176H234ZM260 175H261V176H260ZM159 176H160V175H159ZM166 176H167V175H166ZM168 176H169V175H168ZM172 176H170L169 178H171ZM175 176H176V179H178V180H176L177 182L174 181V180H175ZM187 176H188V177H187ZM190 176H191V177H190ZM193 176H194V177L196 176V177L194 178V179H196V181L193 179ZM197 176H198V177H197ZM231 176H232V177H231ZM237 176H238V179H241V178H242L240 181H241V183L243 182V183H242V188L240 187L239 189H238V187H239L238 184H239L240 186H241V184H240L239 182L234 184L235 180L237 181V179H235ZM239 176H240V177H239ZM262 176H263V177H262ZM161 177H162V176H161ZM161 177H160V178H161ZM183 177H184V176H183ZM234 177H235V178H234ZM244 177H245V178H244ZM255 177H256V178H255ZM258 177H259V178H258ZM163 178H164V176H163ZM163 178H161V179H163ZM231 178H233V180H232ZM246 178H247V179H246ZM248 178H249V180H250L251 182L248 180ZM161 179H159V180H161ZM166 179H168V181H167ZM187 179H188V180H187ZM205 179H206V178H205ZM213 179H212V177L210 178L211 181H212ZM234 179H235V180H234ZM243 179H244L245 181H244ZM260 179L263 181V183L260 182V181H261ZM163 180H164V179H163ZM163 180L159 181V182H162V183H161L162 185H164V184H163V182H164ZM225 180H226L227 182H226ZM143 181H144V180H143ZM156 181H157V178H156ZM202 181H203V180H202ZM204 181H205V180H204ZM204 181H203V183H205ZM213 181H214V180H213ZM233 181H234V182H233ZM141 182H142V181H141ZM141 182H140V183H141ZM144 182H145V181H144ZM144 182H142L141 184L144 185L145 183L149 182V186H150L149 190H151V188H152V186H153V185L151 186V180H150V181L148 180V181L145 182V183H144ZM249 182H250L251 184H249ZM140 183H139V184H140ZM168 183H169V182H168ZM176 183H177L178 187H177V186H174V185H176ZM178 183H179V184H178ZM181 183H182V184H181ZM183 183H184V184H183ZM191 183H192V184H191ZM257 183H255V186H254L255 188H256V184H257ZM141 184H140V185H141ZM153 184H154V182H153ZM157 184H158V181H157ZM161 184H160L159 186H162ZM180 184H181V185H180ZM195 184H196V185H195ZM198 184H199V183H198ZM213 184H214V185H213ZM243 184H244V186H243ZM245 184H247V185H245ZM233 185H234L235 187H234ZM249 185H250V186H249ZM251 185H252V186H251ZM141 186H142V185H141ZM141 186H140V187H141ZM186 186H187V185H186ZM205 186H206V189H208V190L204 189ZM209 186H210V187H209ZM231 186H232L233 188H232ZM246 186H247V187L249 186L250 188L248 187V189H247ZM167 187H166V189H167ZM173 187H174V189H173ZM183 187H182V188H183ZM208 187H209V188H208ZM211 187H212L213 189H212ZM257 187H258V186H257ZM259 187H260V186H259ZM141 188L143 189L144 187L142 186ZM145 188H146V187H145ZM160 188H161V187H160ZM163 188H164V186H163ZM184 188H183V189H184ZM188 188H189V186H188ZM218 188H217V189H218ZM236 188H237V189H236ZM241 189H242V190H241ZM245 189H247V190H245ZM139 190H140V189H139ZM144 190H145V189H144ZM147 190H148V189H147ZM152 190H153V189H152ZM162 190H163V189H161V192L164 193V192L167 191V194L170 195V191H169V190H166V191H164V190L162 191ZM172 190H174V191L172 192ZM178 190H179V191H178ZM195 190H196V189H194V191H195ZM197 190H198V192H199V189H197ZM202 190H201V191H202ZM205 190H206V191H205ZM211 190H210V191H211ZM226 190L234 191L235 194H236V197L233 198V199H227V198H224L223 195H224V193H225ZM239 190H241V191H239ZM244 190H245V191H244ZM249 190H250V191H249ZM140 191H141V190H140ZM145 191H146V190H145ZM168 191H169V192H168ZM192 191H191V193L193 194ZM204 191H205V192H204ZM236 191H237L238 193H237ZM242 191H243V192H247V193H245L246 195H244V193H241ZM152 192H153V191H152ZM159 192H160V191H159ZM161 192H160V193H161ZM178 192H179V194H178ZM208 192H209V191H208ZM248 192H249V193H248ZM258 192H260V194H259ZM140 193L142 194V192H140ZM150 193H151V191L149 192V194H150ZM160 193H159V194H160ZM184 193H185V195H184ZM191 193H189V195H190ZM210 193H211V192H210ZM218 193H220V194H218ZM240 193H241V194H240ZM251 193H252L253 195H252ZM143 194H144V193H143ZM146 194H147V191H146L145 195H146ZM167 194H166V196H167ZM182 194H181V195H182ZM192 194H191V197H192V198H193V196L195 197V195L192 196ZM194 194H195V193H194ZM196 194H198V193H196ZM217 194H218V195H217ZM247 194H248V195H247ZM250 194H251V195H250ZM174 195H175V194H174ZM177 195H175V196H177ZM181 195H180V196H181ZM189 195H188V196H189ZM212 195H213L215 198H214ZM238 195H240V196H238ZM141 196H142V195H141ZM148 196L151 197L150 199H154V198H155V195H154V197H152L153 194H152V195H148ZM148 196H147V197H148ZM160 196H161V195H160ZM180 196H179V197H180ZM211 196H212V197H211ZM217 196H219V197H217ZM242 196H243V197H242ZM245 196L247 197L248 200L251 199V197H252V200L248 201V200L246 199ZM248 196H249V197H248ZM255 196H256V197H255ZM142 197L144 198L145 196H142ZM163 197H164V196H163ZM163 197H161V198H163ZM167 197H168V196H167ZM172 197H173V195H172ZM181 197H182V196H181ZM254 197H255V198H254ZM143 198H140V199L142 200ZM158 198H159V197H158ZM176 198H177V197H176ZM176 198H174V199H176ZM184 198H186V197H184ZM258 198H259V197H258ZM140 199H139V200H140ZM145 199H146V198H145ZM150 199H149V202L147 201V204L150 203V204H148L149 206H150L151 204L155 203V202H154L155 200H151V201H152V203H151V202H150ZM164 199H165V197H164ZM164 199H163V200H164ZM172 199H173V198H172ZM172 199H170V201H169V205L171 206V209H168V208H167L166 211H162L163 209L160 210V211L164 214L163 216H160L162 213H161L160 211H158L159 208H162L161 206H160L159 208L156 206L157 209L154 208V210L156 209V212H157V213L160 212L161 214H155L156 212H155V211L153 212V210H152L155 204L152 205V206H150L149 210L147 211L145 207H143L142 205H140V204H141V203H140L139 206H142V207H143V210L145 209V211L142 212V211H143V210L141 209L142 207L140 208L142 214H144V213L146 214V215H145V220L148 219V218L152 215V214H150V215H148V216H149V217H148V216H147V212H148V213H152V212H153V215L149 218V219L152 220V221H151L152 223H154V219H153V218H155V216H156V218L158 217L159 219H160L161 217H166V220H167V219H168L167 216L170 215L172 212H173V213H174V212L177 213L176 210H175V211H171V210H173L175 207L177 208V205H178V207L182 206L183 203H184V205H185V201H186L185 199H184L185 201H183V202L180 201V203H182V205H180V203H178L179 200H174V201H173ZM179 199H180V198H179ZM186 199H187V200H190L191 198H186ZM208 199H209V200H208ZM210 199H211V201H210ZM213 199H214V200H213ZM253 199H254V201H253ZM255 199H256V201H255ZM147 200H148V199H147ZM159 200L161 201L162 199H159ZM167 200H169V199L167 198ZM245 200L247 201V203H246ZM164 201H165V200H164ZM172 201H173V202H172ZM176 201H178V202H176ZM191 201H193V199H192ZM191 201H190V204H191ZM157 202H158V199H157ZM166 202H167V201H166ZM166 202H165V203H166ZM175 202H176L177 205L175 204ZM186 202H187V201H186ZM201 202H202V203H201ZM213 202H214V204L216 205V207H215V206H212V205H213ZM254 202H255V203H254ZM145 203H146V201L144 200V203H142V204H143L144 206L149 207L147 204L145 205ZM158 203H159V202H158ZM161 203H162V202H161ZM161 203H160V204H161ZM171 203H172V205H171ZM173 203H174L176 206L173 205ZM199 203H200V204H199ZM211 203H212V204H211ZM253 203H254V204H253ZM167 204H168V203H167ZM187 204H188V203H187ZM187 204H186V206H187ZM210 204H211V205H210ZM161 205H162V204H161ZM163 205H164V202H163ZM179 205H180V206H179ZM246 205H247V206H246ZM139 206H138V207H139ZM167 206H168V205H167ZM167 206L165 205V207H167ZM173 206H174V207H173ZM188 206H189V205H188ZM195 206H196V208H195ZM229 206H230V207H229ZM243 206H244V207H243ZM245 206H246V208H245ZM168 207H169V206H168ZM182 207H183V206H182ZM184 207H185V206H184ZM184 207H183V208H184ZM189 207H190V206H189ZM189 207H188V208H189ZM242 207H243V209H245V210H246V209H249L248 211H250V212H248V211L246 210V211H247V213H246L245 210L242 209ZM151 208H152V209H151ZM163 208H164V207H163ZM214 208H215L216 210H214ZM220 208H221V209H220ZM230 208H232V209L234 210V212H231V211H233V210L230 211ZM137 209H138V208H137ZM180 209H181V208H180ZM185 209H186V208H185ZM202 209H203V208H201L200 210H202ZM241 209H242V210H241ZM138 210H139V209H138ZM151 210H152V211H151ZM164 210H165V209H164ZM169 210L171 211V213H170ZM200 210H199V211H200ZM208 210H209V209H208ZM219 210H220V211H219ZM227 210H229L228 213H227V212L223 213V211H227ZM146 211H147V212H146ZM149 211H151V212H149ZM168 211H169L170 214H168ZM177 211H179V210L177 209ZM182 211H184V210H182ZM187 211H188V210H185L184 212H181V213H185V214H182L183 217H184V220L189 221L188 218L185 219V218H186L185 216H187V215H188L189 217H191V216L189 215V211H190V210H189L188 212H187ZM197 211H198V210H197ZM202 211H203V210H202ZM216 211H219V212L216 213ZM239 211H240V212L242 211V212L239 214ZM164 212H165V213H164ZM186 212H187V214H186ZM193 212H194V211H193ZM195 213L197 214L196 211H195ZM198 213H199V215H200V216L198 215V219L202 218V217H203V216H201L202 213H201V214H200V212H198ZM222 213H223L224 215H223ZM231 213H233V215H234V213H235V214H238V215H236L235 217L233 216V218L231 217V218H232L231 220H227V221L223 222L224 219H227V218L229 217V214H230V216H232ZM243 213H244V214H243ZM245 213H246L249 217H245V216H247V215H245ZM140 214H141V213L139 212V215H140ZM165 214H168V215L165 216ZM178 214H179V213H178ZM178 214H177V215H178ZM196 214H192V215H194V217L192 216L191 219L195 218V215H196ZM219 214L223 215V217H222L221 215L219 216ZM227 214H228V215H227ZM241 214H242V216H241ZM158 215H159L160 217H159ZM182 215H181L180 217L177 216V218H180V219H181ZM217 215H218V217H217ZM253 215H254V216H253ZM146 216H147V217H146ZM206 216H204V217H206ZM227 216H228V217H227ZM250 216H251L252 218H254V219H252ZM261 216H262V217H261ZM141 217H142V216H141ZM141 217L139 216V218H141ZM152 217H153V218H152ZM169 217H170L169 219L171 220V226L174 227V228L177 227L179 224H181V226H182L181 230H183V229H184V228H183V227H184V224L190 223V222H186V223H185L184 220H181L180 223H178V222H179L178 219H177L178 222H175L176 220H175V221H172V219H171V218H172L171 215H170ZM173 217H174V216H173ZM199 217H200V218H199ZM213 217H214V218H213ZM215 217H216L217 219H219V220H217ZM221 217H222L223 221L220 222V220H222V219H220ZM226 217H227V218H226ZM240 217H241V218H240ZM255 217H256V218H255ZM260 217H261V218H260ZM142 218L144 219V217H142ZM142 218H141V219H142ZM156 218H155V219H156ZM174 218H175V217H174ZM207 218H208V217H207ZM235 218H236V219H235ZM244 218H246V219H245V220H242V221H243V223H242V222H241V219H244ZM250 218H251V219H250ZM149 219L146 220V221L148 222ZM163 219H164V218H163ZM169 219H168L167 221H169ZM198 219H197V221H199ZM208 219H209V218H208ZM213 219L216 220V221H213ZM229 219H230V218H229ZM248 219H249V220H248ZM260 219H261V220H260ZM46 220H47V219H46ZM46 220H45V223L47 224L48 222H47ZM157 220H158V219H157ZM166 220L164 219V221H166ZM204 220H205V219H203V220H201V221H204ZM233 220H234V223H235V224L233 223ZM236 220H237V221H236ZM250 220H252V221H250ZM254 220H255V221H254ZM259 220H260L261 222H260ZM164 221H163V222H164ZM167 221H166V222H167ZM235 221H236V222H235ZM238 221L241 222V223H239ZM244 221H245V222H244ZM246 221H248V222H246ZM253 221L256 222V223L259 222L260 224L253 225V224H256V223H254ZM147 222H146V223H147ZM149 222H150V221H149ZM183 222H184V223H183ZM192 222H193V221H192ZM222 222H223V223H222ZM252 222H253V224H251ZM155 223H158V222L155 221ZM155 223H154V224H155ZM161 223H162V222H161ZM161 223H160V226L162 225ZM164 223H165V222H164ZM168 223H169V222H168ZM168 223H167V224L165 223V224L167 225V229H165L164 232H170V230L168 231V228H170V226H169L170 224L168 225ZM172 223H174V225H175V223H176V225H177V224H178V225H177V226H173ZM205 223H207V222L205 221ZM238 223H239V224H238ZM245 223H246V224H245ZM262 223H263V224H262ZM154 224H153V225H154ZM48 225H49V224H48ZM48 225H47V226H48ZM148 225L150 226V224H148ZM228 225H229V226H228ZM246 225H247V226H250V225L255 226V228L252 227V229L254 228L253 231H251L252 229H250V227L248 228V229H250V233H252L251 235L248 234L249 231L246 230V229H247V226H246ZM258 225H259L261 228H263V229L261 230L260 227H257ZM261 225H262V226H261ZM43 226H46V225L44 224ZM49 226H50V225H49ZM49 226H48V227H49ZM158 226H159V223H158ZM158 226H156V228L159 230ZM160 226H159V227H160ZM179 226H180V225H179ZM195 226H198V225H195ZM233 226H234V227H233ZM242 226H243V227L246 226V229H244ZM150 227H152V229H153L154 226L151 225ZM150 227H149V228H150ZM161 227H162V226H161ZM163 227H164V225H163ZM210 227H208V230H209ZM213 227H214V228H213ZM215 227H216V228H215ZM238 227H239V228H238ZM44 228H47V227H44ZM129 228L132 229L131 226H129ZM129 228H128V230L126 231V232H127V235H124V236L119 235V236H122V237H120V238H118V237H119V236H117L118 234L115 235L114 231H112V234H111V232H109V234H111L110 237H109V235H108V236L106 235V234H108V233H106V232L104 233L105 236L102 234L100 239H99V237H98V239H99V240H102V241L99 242V241L97 240L96 244L98 243V247H99L100 249H101V247L103 246L102 250H100L99 252L102 253L101 251H103L105 245L110 246V245H111V242H112V246L114 247V249H115V251L117 252L118 255L126 254L127 251H128V252H129V251L131 252L132 250H133V251L139 250V251H141V253L143 254V257H144L145 259H148L149 257L152 256L153 259L156 260V259H157L156 256L159 254L158 252H160L161 249H160V250H157V248H156V249L154 250V247L149 243L146 234H145L144 231H142L141 229H139V230H133V229H132V231L130 230V232L128 233ZM154 228H155V227H154ZM156 228H155V229H156ZM174 228H173V231H174ZM205 228H207V227H205ZM217 228H218V229L221 228V229L218 230ZM231 228H232V229H231ZM235 228H236V229H235ZM240 228H241L242 231H245V230H246L247 233H246V231L243 233V232L240 230ZM259 228H260V230H261V233L263 232L262 234L260 233ZM150 229H151V228H150ZM157 229H156V230H157ZM160 229H161V228H160ZM185 229H184V230H185ZM191 229H190V230H191ZM223 229H224L225 231H224ZM243 229H244V230H243ZM257 229H258V230H257ZM45 230H47V229H45ZM166 230H167V231H166ZM171 230H172V228H171ZM176 230H180V227H178V229H176ZM181 230H180V232H178V233H181V232L184 231V230H183V231H181ZM190 230H188L187 232H190ZM215 230H216V232L219 231L220 233H222V232H224V233H223V234H220L219 232L216 233ZM221 230H222V231H221ZM236 230H237L238 232H237ZM255 230H256V231H255ZM123 231H124L123 233L126 234V233H125V230H123ZM161 231H162V230H161ZM173 231H172V232H173ZM185 231H186V230H185ZM194 231L192 232V234L195 233ZM201 231H200V232H201ZM257 231H258L260 234H259ZM154 232H155V236H157V235L160 233V231H159V233L156 234L157 232H156L155 230L153 231V233H154ZM162 232H163V231H162ZM162 232H161V233H162ZM164 232H163V233H164ZM209 232H210V231H209ZM225 232L229 233V235H231V236H227L228 234H226ZM240 232H241V233H240ZM253 232H254V233H253ZM256 232H257V234L262 235V236H261L262 238H261L259 235H257V236L255 235L256 238L253 239V237H255V236H253V234H255ZM113 233H114V234H113ZM118 233L120 234V233H122V231H121V232H118ZM170 233H171V232H170ZM173 233H175V231H174ZM176 233H177V232H176ZM178 233H177V234H178ZM205 233H207V232H205ZM239 233H240V234H239ZM165 234H166V233H165ZM165 234H163V235H165ZM168 234H169V233H168ZM171 234H172V233H171ZM171 234H170V236H171ZM177 234H175V236H177ZM181 234H182V233H181ZM217 234H218L219 236L221 235L222 237H221V236L219 237ZM242 234H243L244 237L247 236L248 239H247V238L244 239V237L242 238V236H241ZM244 234H245V235H244ZM114 235L117 236V238H116L115 240H112V241H111L110 239L113 238L112 236H114ZM161 235H162V234H161ZM173 235H174V234H173ZM178 235H180V234H178ZM186 235L188 236V233H187ZM186 235H185V236H186ZM213 235H214V236L216 235V237H214ZM224 235H226V236H224ZM236 235H237V239H238V240H239V239H240V240L244 239V242H243V240H242V247H243V245H244V246L246 245V246H248V247H249V245H250V249H248V247L245 246L246 249H242V250H243V251H242V250L240 249V247H241V245H240L241 242H240V241H237V239H236ZM106 236H107V237H106ZM168 236H169V235H168ZM175 236H174V237H175ZM187 236H186V237H187ZM205 236H207V235L205 234ZM212 236H213L214 238H212ZM103 237H104V239H105V238L107 239V240L105 239L106 242L103 241V240H104ZM108 237H109L110 239H109ZM136 237H138V242H135V241H134ZM157 237H159V238L157 239V242H158V245H159V244H160V241H161L160 239H161L162 237H161V238H160V236H157ZM166 237H167V234H166ZM166 237L164 236L165 239H168V237H167V238H166ZM171 237H173V236H171ZM179 237H184V234H183V236H179ZM189 237H191V235H189ZM218 237H219V238H218ZM228 237H229V238H228ZM240 237H241V238H240ZM196 238H199L198 240H200L201 242H200V241H197ZM217 238H218V239H217ZM221 238H222V240H221ZM226 238H227V240H225ZM232 238H233V239L235 238L236 241H235V239L233 240ZM260 238H261L262 240H261ZM171 239H172V238H171ZM188 239H189V238H188ZM195 239H196V240H195ZM215 239H216V240H215ZM229 239H230V240H229ZM231 239H232V240H231ZM251 239H252V240H251ZM257 239H258V241H257ZM109 240H110V241H109ZM159 240H160V241H159ZM169 240H170V239H168V241H169ZM176 240H177V239L174 240V238H173V241H175L176 244L179 245V248H180V246H181V247L183 246V248H184V247H187V246H184V245L187 244V243H184V239H183V242H181V241H182V238H181V239H180L181 241L179 240L180 243H179L178 241H176ZM190 240H191V238H190ZM205 240H206V242L203 243V241H205ZM207 240H208V241H207ZM209 240H210L211 242H213V243L210 244L211 242H210ZM228 240H229V242H231V243L234 241V242L232 243L233 245H230L231 247L235 245V247H233V248L237 249V248L239 247V249H237V250L234 249V250H232V251L230 250L231 252H226V251L230 248V246L228 245V244H230V243L228 242ZM247 240H248V241L250 240V241H249L250 243H249ZM164 241H165V240H164ZM173 241H172V242H173ZM187 241H188V240H187ZM216 241H217V242H216ZM220 241H221V243H220ZM261 241H262V242H261ZM170 242H171V241H170ZM175 242H174V243H175ZM177 242H178V243H177ZM185 242H186V241H185ZM199 242H200V243H199ZM223 242H225V245L223 244ZM227 242H228V244H226ZM239 242H240V243H239ZM252 242H256V243L253 244ZM258 242H260V243H258ZM99 243H102V245L100 244V245H101V246H100ZM103 243H104V244H103ZM105 243H107V244H105ZM162 243L165 244V242H162ZM182 243H184V245H181ZM190 243H191V246H192V245H193L192 242H190ZM190 243H189V244H190ZM197 243H198V244H197ZM202 243H203V245H202ZM208 243H209L210 245H209ZM251 243H252V244H251ZM109 244H110V245H109ZM172 244H173V243H171V245H172ZM204 244H206V245L204 246ZM214 244H215V245H214ZM222 244H223L224 246H221ZM256 244H257V245H258V244L261 245V247H258L259 245H258L257 247L255 246L256 249L254 248V249H255V250H254V249H253V246L256 245ZM160 245H161V244H160ZM160 245H159V246H160ZM187 245H188V244H187ZM200 245H201V247H200ZM226 245L228 246V248L225 247ZM238 245H239V246H238ZM162 246H163V245H162ZM166 246H167V245H166ZM169 246H170V245H169ZM189 246H190V245H189ZM211 246H212V247L214 246V247L212 248ZM219 246H220V249H219ZM175 247H174V248H175ZM194 247H196V246H194ZM204 247H205V248H204ZM236 247H237V248H236ZM242 247H241V248H242ZM105 248H106V247H105ZM109 248H110V247L106 248L107 250L104 249L105 253H104V254L102 253L101 255H102V256L104 255L103 258L106 257L105 259H107V260H108L109 258H110L109 260H113L115 257H113V254H112V252H111V249H109ZM130 248H131V249H130ZM137 248H138V249H137ZM160 248H162V247L160 246ZM163 248H164V246H163ZM196 248H197V247H196ZM206 248H207V249H206ZM209 248H210V249H209ZM215 248H216L217 251L215 250ZM226 248H227V249H226ZM108 249H109V250H108ZM158 249H159V248H158ZM194 249H195V248H194ZM194 249H193V246H192L191 248H189V250H194ZM212 249H214L215 251H213ZM223 249H224V250H223ZM230 249H232V248H230ZM251 249H253V250H251ZM165 250H166V248H165ZM169 250H170V249H169ZM207 250H208V252H207ZM211 250H212V251H211ZM222 250H223V251H222ZM104 251H103V252H104ZM106 251H107L108 253H107ZM218 251H219L220 253H219ZM228 251H229V250H228ZM233 251H236V253L239 254V255H237V254L234 253ZM244 251H245V252H244ZM258 251H259V250H258ZM263 251H264V250H263ZM263 251H261L262 254L264 253ZM162 252H163V251H162ZM162 252H161V254H162ZM176 252H177L178 254H177ZM200 252H201V254H200ZM206 252H207V253H206ZM210 252H211L212 254H211ZM222 252H223V253H222ZM247 252H248V253H247ZM251 252H250V253H251ZM191 253L194 254L193 251H191ZM208 253H210V254H208ZM228 253H229V254H228ZM252 253H251V254H252ZM204 254H206V255H204ZM218 254H220V255L218 256ZM223 254H224V255H223ZM226 254H227V255H226ZM230 254H232V255H230ZM241 254H242V255H241ZM245 254H247V256L250 258V260H248V261L251 262V263H249V262L247 263L246 260H247L248 257H247V258H244ZM258 254H259V252H258ZM109 255H110V256H109ZM155 255H156V256H155ZM207 255H208V256H207ZM210 255H212V259L209 258ZM215 255H216V256H215ZM254 255H255V253L252 254V257H253ZM256 255H257V254H256ZM260 255H261V254H260ZM263 255H264V254H263ZM263 255H261V256H263ZM160 256H161V255H160ZM191 256H192V255H191ZM217 256H218V257H217ZM237 256H238V258H237ZM239 256H241V258H240ZM261 256H260V257H261ZM108 257H109V258H108ZM111 257H113V258H111ZM242 257H243V259H242ZM245 257H246V256H245ZM255 257H256V256H255ZM213 258H214V259H213ZM223 258H224V259H223ZM225 258H226V260H225ZM229 258H230L231 260H230ZM261 258L264 259V256L261 257ZM261 258L258 259L259 261L257 260L258 262L255 261V264H261V263H260V261H262ZM149 259H151V258H149ZM149 259H148V260H149ZM160 259H161V257H160ZM160 259H157V260H158V263H156L155 261H153V264H154V263H155V264H159V263H160V262H159ZM174 259H175V260H174ZM195 259H196V260L199 259V260L196 261ZM208 259H210L209 262H208ZM240 259H242V260H240ZM188 260H187V262H188L187 264H190ZM192 260H193V261H192ZM235 260H236V261H235ZM237 260H239V262H238ZM151 261H152V260H151ZM219 261H220V262H219ZM230 261H231V263H230ZM149 262H150V261H149ZM175 262H173V263H175ZM183 262H184V263H183ZM207 262H208V263H207ZM256 262H257V263H256ZM263 262H264V260L262 261V263H263ZM150 263H151V262H150ZM176 263H175V264H176ZM194 263H193V264H194ZM200 263H199V264H200ZM161 264H162V263H161Z\"/></svg>",
  "mask_w": 264,
  "mask_h": 264
},
{
  "label": "crops",
  "instance_id": "3",
  "mask_svg": "<svg viewBox=\"0 0 264 264\" xmlns=\"http://www.w3.org/2000/svg\"><path fill=\"white\" fill-rule=\"evenodd\" d=\"M258 61L264 67V49L259 54ZM219 92L220 89L215 82L212 81V85L206 84L204 90L196 95V97L193 99V105L195 108L193 110V114L197 118H202L204 115V108L210 103L211 99L213 103V101L219 96ZM246 138L247 137H244V135H240L238 133H228L218 143L217 147L215 148V152L217 155H221L223 157L224 162H230L232 161L233 156L236 155V152H239L241 149L242 151L245 149H243V147H246ZM261 193L262 194L259 196L255 207L258 213L264 211V191ZM223 197L227 199H233L236 197V194L234 191L226 190ZM134 241L138 242V237H136Z\"/></svg>",
  "mask_w": 264,
  "mask_h": 264
}]
</instances>
